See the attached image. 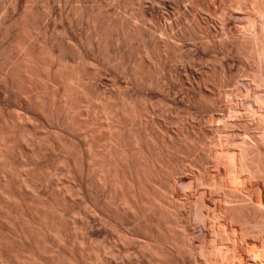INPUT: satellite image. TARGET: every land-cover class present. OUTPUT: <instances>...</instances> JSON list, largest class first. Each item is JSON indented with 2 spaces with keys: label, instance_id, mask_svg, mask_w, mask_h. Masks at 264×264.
Here are the masks:
<instances>
[{
  "label": "rangeland",
  "instance_id": "1",
  "mask_svg": "<svg viewBox=\"0 0 264 264\" xmlns=\"http://www.w3.org/2000/svg\"><path fill=\"white\" fill-rule=\"evenodd\" d=\"M14 1V2H13ZM233 0H209V2H208V0L206 1V0H0V64H2V61H3V64H2V66L0 65V72L1 73H4V75L3 74H1L0 73V84H6V86H4V84H3V86L2 85H0V114L2 115V117L4 118H2L1 117V115H0V119L2 120V122H1V120H0V122L1 123H4L5 124V122H6V124H8L9 126L8 127H11L10 128V131H6V127H7V125H6V127L5 128H3V126H2V128L4 129V130H0L1 131V133H9L6 137L8 138V136L12 133V135H13V138H6L4 135L5 134H2L3 135V137H5V139H7V140H5L4 138H2V135H1V133H0V135H1V137H0V139L2 138L3 139V142H5L6 141V144H8V142L10 143V141H11V144H12V146H16L17 145V148L19 149V152H18V149L17 148H13V150H12V152L11 151H8V152H6V153H8V154H10V155H7L6 154V156L4 155V158L5 159H8L9 157H10V159H9V161H11V162H9L8 161V164H9V166L12 164L13 165V169H12V165L9 167V166H7V168L4 166L3 167V170H5L4 168H6L7 170H9L10 172L12 171V170H14V171H12L11 173L9 172V171H6V172H8V173H6L5 171H3V170H1L0 169V172H1V174L3 173L4 174V176H3V174H2V176L0 175V178H2V179H4L5 181H6V185H4V183L3 182H5V181H3L2 179L0 180V182L3 184H1L0 183V191H1V193H0V213H2V214H0V217H4L3 219H1L0 218V246H1V248H0V262H1V260H2V262H3V264H26V262H28L27 264H39V261H40V264H50V262H51V264H54V262H56V259H55V257L57 258V261L58 262H56V264H64L65 262V264H74V263H77V264H156V262H157V260H159L157 257H154L152 254H151V252H150V254H149V252L146 254V252L147 251H150L149 249L148 250H146V246H145V244L146 243H149L150 241L151 242H155L156 241V244H159L160 245V243H161V245L159 246V245H157V247L159 246L160 248H162L163 247V251H164V254H167V256H169V258L170 257H172V258H174V259H171L170 258V264L171 263H173V264H178L177 263V261L180 263V264H182V263H184V264H204V263H206L207 264V262H208V260H207V262H204V261H206V258H209L210 256L211 257H214V254L212 253L213 251H210V250H213V248L211 247V248H209V250L207 249L208 248V245H210L211 243L210 242H212V244L213 243H215V241H216V239L218 240V242H216V244L215 245H221V246H223L222 245V243H225V241H226V243L224 244L226 247H229L228 248V251L226 250V248H225V246H223L224 248H222L221 246V248L222 249H224L225 250V252H224V260H223V258L220 256V258H222L221 260H223V261H221L220 260V258H219V261L220 262H222V264H224L225 263V260H229L228 262H229V264L231 263H233V264H239V262H240V264L242 263V264H253V261L252 262H250V260L253 258V253L255 252V251H257V249H258V251H259V253L260 252H263L264 250L263 249H260L261 248V245H262V242H264L263 240H264V235L262 236V234L263 233H261L260 234V231H258V233H253V230L255 231V229H253V230H251L250 232L251 233H253V234H256V235H258V236H253L254 237V239H256V240H254V239H251V238H253V237H251V238H248L249 240H247V238L245 237V239L243 238V236H242V241H241V239H239V238H241V236L240 235H243L244 233L241 231V229H242V227L239 225V224H235V223H237L239 220H240V218L238 217V216H240L239 215V213H236V215H237V218H236V220L239 218V220H237L236 222L234 221L235 219V217H236V215L234 214V211H232V212H229L230 214H232V215H230L229 213H227L225 216H227L228 214V218H229V216H232L231 218H229V219H232V220H229V219H227L224 215V217L226 218V220H227V222L228 221H230V222H228V223H231V224H235V226H233V225H229V224H227L226 225V220H225V218L222 220V222L221 221H219L220 222V226L221 227H219L218 225V223H217V226H216V222H218V220L215 218V217H213V207H211V210L210 209H208V208H210V207H208V208H206L207 207V205H205L207 202H213L216 198H218L221 194H220V192L222 193L223 192V190H221V189H219V188H216V187H214V188H212L213 186H212V181H217V182H221V181H219L220 179L222 180L223 178V176H225V175H222L221 173L223 172V174H225V170H226V168H228L229 166H228V163L226 164V162H224L225 164V166L227 165V167H224V165L222 166L221 165V163L219 164V162L217 163V161H215V160H217L219 157H220V155L218 154V153H221L222 152V150H223V148H224V150L226 149H228V151H229V149H230V151H229V153H230V156L231 157H233L234 155H236V158L234 157V159L233 160H235L236 159V163L235 164H237L238 165V163H239V165H240V161H239V159L241 160V158H240V155H242V154H240V153H242L241 151H246V149L245 150H240V149H242V148H240V147H242V145H244V144H246V145H244V147L246 148V147H248L247 145H249V147L247 148V150L248 149H250L251 151H249V152H253V154H250L249 156H251V159L249 160V162L250 163H252V161L255 163V162H257L258 160L259 161H261V163H264V140H261L262 138L264 139V105H262V104H264V84H263V82H264V59L262 58V57H264V56H262V55H264V51L260 54V52H259V48H257V47H259L260 45H259V43L261 42V45H264L263 43H264V38H260L259 37V35L260 36H262V37H264L262 34H264L263 32H264V8H262V3L264 4V0H245V3H244V0H241V3L242 4H244L246 7H248V8H246L244 5L242 6V4H240V0H234L233 2H232ZM239 3H238V2ZM253 1V2H252ZM13 2V3H12ZM231 2H232V4H231ZM248 2V3H247ZM255 2H257L256 4H255ZM207 3H209V4H207ZM234 3V4H233ZM238 3V4H237ZM250 3V4H249ZM251 3H253V4H251ZM11 4H13V5H11ZM229 4H231V5H229ZM233 5H236V6H233ZM237 5H239V6H241V7H239V6H237ZM252 5H254V6H252ZM260 5V6H259ZM207 6V7H206ZM210 6H211V8H210ZM264 6V5H263ZM226 9H225V8ZM254 7V8H253ZM258 7V8H257ZM261 7V8H260ZM27 8V9H26ZM209 8V9H208ZM224 8V9H223ZM242 8H244V9H242ZM253 8V9H252ZM260 8V9H259ZM31 9V10H30ZM33 9V10H32ZM48 9V10H47ZM223 9V10H222ZM248 9V11H246ZM258 9V10H257ZM27 10H30L29 12H27ZM209 10V11H208ZM254 10V11H253ZM260 10V11H259ZM222 11V12H221ZM246 11V12H245ZM27 13V15H26V13ZM31 12V13H30ZM34 12V13H33ZM261 13V14H259V13ZM36 13V14H35ZM48 13V14H47ZM32 14V15H31ZM245 14V15H244ZM254 14V15H253ZM23 17H22V16ZM24 15H26V16H24ZM34 15V16H33ZM36 15V16H35ZM262 15V16H261ZM32 16V17H31ZM41 16V17H40ZM246 16H247V18H246ZM26 17V18H25ZM40 19V20H38V18ZM256 17V18H255ZM260 19H259V18ZM19 18L23 21V19H24V21L22 22L21 20H19ZM36 18V19H35ZM253 18V20H251ZM255 18V19H254ZM262 18H263V20H262ZM17 19V20H16ZM248 19V20H247ZM14 20V21H13ZM29 20H30V22H29ZM31 21H33V22H35V23H33V22H31ZM37 21V22H36ZM250 21L252 22V23H250ZM20 22V23H19ZM23 24H22V23ZM133 22V23H135V24H131V23ZM256 22V23H255ZM262 22V23H261ZM12 23V24H11ZM14 23V24H13ZM24 23H25V25H24ZM30 23V24H29ZM32 23V24H31ZM37 23V24H36ZM223 23H225V24H223ZM249 23V24H248ZM10 24V25H9ZM16 24V25H15ZM18 24V25H17ZM34 24V25H33ZM147 24H149V25H151V26H149V25H147ZM223 24V25H222ZM23 25V26H22ZM27 25V26H26ZM31 25V26H30ZM128 25H130V26H132V27H130V26H128ZM195 25H198V26H195ZM251 25H252V28H251ZM261 25V26H260ZM5 26V27H4ZM7 26H9V27H7ZM10 26H12V27H10ZM37 26H39L38 28H36ZM136 28H135V27ZM192 26V27H191ZM224 28H223V27ZM226 26V27H225ZM248 26H250V27H248ZM259 26V27H258ZM4 27V28H3ZM15 27V28H14ZM17 27H19V29L17 28ZM33 27V28H32ZM127 27H128V29H127ZM159 27L161 28V30L163 31H161L160 29H159ZM254 27V28H253ZM263 27V28H262ZM3 28V29H2ZM6 28H7V30H6ZM13 30H12V29ZM21 28V29H20ZM199 28V29H198ZM251 28V29H250ZM262 28V29H261ZM5 29V30H4ZM10 29V30H9ZM24 29V30H23ZM31 29V30H30ZM38 29V30H37ZM126 29V30H125ZM130 29V30H129ZM166 31H165V30ZM191 29L194 31V32H192L191 31ZM196 29V30H195ZM4 30V31H3ZM9 30V31H8ZM20 30H21V32H20ZM131 30L133 31V32H131ZM251 30V31H250ZM263 30V31H262ZM6 31V32H5ZM27 31H28V33L29 34H27ZM32 31V32H31ZM126 31V32H125ZM129 31H130V33H129ZM165 31V32H164ZM171 33H170V32ZM196 31V32H195ZM203 31V32H202ZM254 31V32H253ZM258 31V32H257ZM8 32V33H7ZM9 32H11V33H9ZM18 32V33H17ZM37 34H36V33ZM160 32V33H159ZM192 32V33H191ZM249 32V33H248ZM259 32H260V34H259ZM262 32V33H261ZM4 33H6L7 35H5ZM17 34V35H15V34ZM24 33H25V35H24ZM35 33V34H34ZM133 33H135V34H133ZM169 33V34H168ZM196 33V34H195ZM199 33V34H198ZM203 33V34H202ZM257 33V34H256ZM3 34V35H2ZM10 34V35H9ZM27 34V35H26ZM39 34V35H38ZM129 34H130V36H129ZM160 34V35H159ZM168 34V35H167ZM192 34V35H191ZM242 34H243V36H242ZM20 35H22L21 37H23L22 39L19 37ZM28 35H30V37L28 36ZM162 35V36H161ZM173 35V36H172ZM194 35V36H193ZM247 35V36H246ZM248 35H249V37H248ZM253 35V36H252ZM8 36V37H7ZM33 36H34V38H33ZM132 36V37H131ZM155 36H156V39H155ZM193 36V37H192ZM196 36V37H195ZM199 36V37H198ZM240 36V37H239ZM255 36V37H254ZM256 36H258L257 38L258 39H262L260 42H259V40H258V42H257V38H256ZM14 37V38H13ZM17 37V38H16ZM19 37V38H18ZM25 37V38H24ZM27 37V38H26ZM28 37H29V39H28ZM32 37V38H31ZM164 38V41L162 40L163 38ZM168 39H167V38ZM172 37V38H171ZM173 37H177L176 38V40H173V39H175V38H173ZM204 37V38H203ZM228 37V38H227ZM244 38V40H243V38ZM248 37V38H247ZM31 38V39H30ZM36 38V39H35ZM43 38V39H42ZM44 38H45V40H44ZM131 38V39H130ZM132 38H133V40H132ZM160 38V39H159ZM191 38H193V42H194V40H195V42H194V46H193V42H192V39ZM195 38V39H194ZM204 40H203V39ZM245 38H246V40H245ZM253 38V39H252ZM12 39H14L13 41H12ZM18 39H19V41H18ZM27 39V40H26ZM158 39V40H157ZM167 39V40H166ZM169 39H170V41H169ZM171 39H172V41H171ZM187 39V40H186ZM230 39V40H229ZM250 39H252L251 40V42H250ZM17 42H16V41ZM31 42H30V41ZM43 40V41H42ZM162 40V41H161ZM166 40V41H165ZM183 40V41H182ZM205 40H207V42L205 41ZM245 41V42H243V41ZM35 41V42H34ZM37 41V42H36ZM47 41V42H46ZM168 41V42H167ZM197 41V42H196ZM200 41V42H199ZM247 41V42H246ZM248 41H249V44H248ZM252 41H255L253 44H254V47H253V44H251L252 43ZM14 42V43H13ZM15 42H16V45H15ZM38 42H40V43H38ZM46 42V43H45ZM167 42V43H166ZM171 42V43H170ZM175 42V43H174ZM178 42H179V44H178ZM190 42H191V44H190ZM204 42V43H203ZM208 42H209V44L211 43V45H209L208 44ZM239 42V43H238ZM258 44H257V43ZM10 43V44H9ZM12 43V44H11ZM18 43H20V44H22V45H26V47L28 48V46H29V50L30 49H32V50H34L39 56H42V57H40V59H41V64H39L40 65V67H38L35 71H37L35 74H39V75H37L36 76V78L37 79H42V80H40V82H39V80L37 81V84L34 86V87H30V93L28 94L27 92H25V91H22V89H23V87H22V89H21V91H19L20 90V88H21V86L20 85H23V83L22 82H20L21 80H23L24 79V76L22 75L23 74V72L25 71L24 69H22V67L23 66H21V68H19L20 66L18 65V64H20L19 63V61H18V63H17V61H16V59H15V62L13 63V61H14V59H13V61H10V60H12V59H10V57H9V55H7V53H4L5 51H8L10 48H12V50H14V49H16L15 47L18 45ZM28 43H30V44H28ZM35 43V44H34ZM36 43H37V45H36ZM42 43V44H41ZM44 43V44H43ZM158 43V44H157ZM160 43V44H159ZM181 43V44H180ZM200 43V44H199ZM207 45H206V44ZM241 43V44H240ZM244 43V44H243ZM245 43H246V45H245ZM14 44V45H13ZM32 44V45H31ZM156 44V45H155ZM168 44H170V45H168ZM177 44V45H176ZM199 46H197V45ZM255 44H257V46H255ZM10 45V46H9ZM31 45V46H30ZM35 45V46H34ZM40 45H42V46H40ZM46 47V49H45V47ZM242 45H243V47H242ZM251 46L250 48H249V46ZM259 45V46H258ZM13 46V47H12ZM38 46V47H37ZM40 46V47H39ZM157 46H158V48H157ZM167 46V47H166ZM171 47V48H169V47ZM175 46H179L178 48L180 49H177V47H175ZM182 46V47H181ZM192 46V47H191ZM206 46V47H205ZM239 46H241V48L239 47ZM245 46V47H244ZM248 46V47H247ZM4 47V48H3ZM5 47H7V48H5ZM36 47V49H34ZM159 47H161V48H159ZM165 49H164V48ZM174 47H175V50H173L174 49ZM202 47V48H201ZM246 47H247V49H246ZM256 47V48H255ZM9 48V49H8ZM42 48H44V49H42ZM49 50H48V49ZM204 48H206L205 50H203ZM207 48H208V50H209V52H208V50H207ZM240 48V49H239ZM242 48H244V51H243V49ZM253 48H255V49H253ZM6 49H8V50H6ZM39 49V50H38ZM157 49V50H156ZM160 49V50H159ZM252 49V50H251ZM256 49H258V50H256ZM4 50V51H3ZM11 50V51H12ZM42 50V51H41ZM47 50V51H46ZM53 52H52V51ZM164 50V51H163ZM174 52H173V51ZM178 50V51H177ZM191 50V51H190ZM203 50V51H202ZM246 50V51H245ZM248 50H251V52L252 51H255V52H257L256 54H254L255 52H252L253 53V55L255 56V59H253L254 57L252 56V53L251 52H249ZM1 51H3V52H1ZM48 51H50V52H48ZM56 51V52H55ZM58 51V52H57ZM60 51V52H59ZM182 51V52H181ZM186 51H187V53H186ZM213 51H215V52H213ZM247 51H248V54H250V55H248L247 54ZM9 52V51H8ZM146 52V53H145ZM46 53V54H45ZM62 53V54H61ZM145 53V54H144ZM173 53V54H172ZM181 53V54H180ZM189 53V54H188ZM242 53H243V55H242ZM49 54H51V55H49ZM52 54H53V56H55V57H57V58H61V59H59L60 61L61 60H64V61H61L62 63H63V66L66 64V62H67V64H66V67L67 68H65L66 70H70L69 68H71V71H72V69L73 70H75L74 68H76V69H78V70H81L82 69V74L84 75V77H85V79H84V81L86 82V80L88 79V78H90V79H88V81H87V83H85L84 82V85H85V88H86V91H88V93L89 94H87L88 95V97L91 95V97L90 98H88L89 100H87V99H84L83 98V100H85V103H86V105H84L85 103H83V105H82V103H76V101L77 100H79L78 98L77 99H75L74 98V107L76 108H74V110L75 111H70L68 108V110L71 112V116L72 117H75V118H70V117H68L67 116V114L69 113H66L67 111H66V108H65V111H64V109L63 108H60V105H61V103H62V101H60V99L62 98V96L59 98V97H57L56 98V100H55V97H54V94H49L50 93V90H48L49 88H47L46 86H44L43 84H45V81H46V76H45V74H47V71H44L43 72V70H46L45 69V67H48L46 64H47V62H46V60L48 59H50L49 57H51L52 56ZM60 54V55H59ZM147 54V55H146ZM172 54V55H171ZM181 56H180V55ZM248 56H247V55ZM258 54V55H257ZM3 55V56H2ZM45 55V56H44ZM57 55V56H56ZM186 55V56H185ZM207 55V56H206ZM247 56V57H245V56ZM258 57H257V56ZM261 55V56H260ZM8 58H7V57ZM43 56H44V59H43ZM58 56H62V57H58ZM148 56V57H147ZM178 56V57H177ZM190 56V57H189ZM194 58H193V57ZM215 56V57H214ZM216 56H218V60H217V57ZM6 57V58H5ZM79 57H80V59H79ZM83 57V58H82ZM150 57V58H149ZM171 57V58H170ZM182 57V58H181ZM189 57V58H188ZM211 57V58H210ZM250 57V58H249ZM252 57V58H251ZM4 58V59H3ZM12 58V57H11ZM17 58V57H16ZM47 58V59H46ZM146 58V59H145ZM175 58V59H174ZM179 58V59H178ZM183 58L185 59V60H183ZM192 60H191V59ZM201 58H203V59H201ZM258 58V59H257ZM262 58V59H261ZM7 59H9V61H7ZM19 59V58H18ZM143 59V60H142ZM150 61H149V60ZM177 59V60H176ZM181 59V60H180ZM190 59V60H189ZM198 59V60H197ZM210 59V60H209ZM43 60V61H42ZM81 60V61H80ZM152 60V61H151ZM173 60V61H172ZM178 60H180V62L178 61ZM193 60H195V61H193ZM204 60V61H203ZM205 60L207 61V62H205ZM212 60V61H211ZM214 60H216V61H214ZM219 60H221V61H219ZM252 60H254V61H252ZM83 61H85L86 62V65H85V62H83ZM148 61V62H147ZM154 61V62H153ZM171 61L173 62V63H171ZM183 61V62H182ZM187 61V62H186ZM191 61V62H190ZM198 61V62H197ZM256 62L254 65L252 64V62ZM258 61V62H257ZM8 62H11L10 64H12V65H10ZM46 62V63H45ZM153 62V63H152ZM197 62V63H196ZM201 62V63H200ZM202 62H204V63H202ZM221 62V63H220ZM5 63V64H4ZM81 63V64H80ZM84 63V64H83ZM155 63H157V64H155ZM169 63H170V65H169ZM177 63H179V64H177ZM191 63V64H190ZM193 63H195V64H193ZM209 63V64H208ZM261 63V64H260ZM15 64V65H14ZM44 64V65H43ZM80 64V65H79ZM150 64V67L148 66ZM187 64V65H186ZM190 66H189V65ZM197 64H198V67H197ZM206 64V65H205ZM212 64H214V65H212ZM221 64H224V66L223 65H221ZM11 66V67H9V68H7L8 66ZM17 65H18V67H17ZM69 65H71V66H69ZM72 65H74L73 66V68H72ZM153 65V66H152ZM156 65H158V67L156 66ZM171 65H173V66H171ZM176 65V66H175ZM178 65V66H177ZM181 65H182V67H181ZM201 65V66H200ZM204 65V66H203ZM217 65V66H216ZM219 65L221 66V68H222V70H221V68L219 67ZM263 65V66H262ZM4 66H5V69H4ZM16 66V67H15ZM44 66V67H43ZM79 66H80V69H79ZM88 66H89V68H88ZM188 66V67H187ZM192 66V67H191ZM206 66V67H205ZM210 67V68H208V67ZM213 66V67H212ZM255 66H257V68L255 67ZM262 66V67H261ZM17 68L18 70H19V72H17L18 70L17 69H15V68ZM81 67H83V68H81ZM85 67H87V69L85 68ZM160 67V68H159ZM174 67V68H173ZM176 67V68H175ZM180 67V68H179ZM185 67V68H184ZM201 67V68H200ZM229 67V68H228ZM261 67V68H260ZM12 68H14L13 70L15 71V73H14V78H13V81H12V78L11 77H13V76H11V77H9V72H13V71H11L12 70ZM179 68V69H178ZM83 69H85L87 72H85V70H83ZM154 69V70H153ZM160 69V70H159ZM172 69H175L174 71L172 70ZM201 69V70H200ZM219 69V70H218ZM255 69V70H254ZM260 69V70H259ZM41 70V71H40ZM89 70V71H88ZM97 72H96V71ZM169 70H171V71H169ZM207 70H208V72H207ZM212 70H214V71H212ZM231 70V71H230ZM259 70V71H258ZM40 71V72H39ZM84 71V72H83ZM153 71H155V72H153ZM157 71V72H156ZM162 71V73L160 74V72ZM176 71V72H175ZM179 71V72H178ZM204 71V72H203ZM212 71V72H211ZM233 71V72H232ZM257 71V72H256ZM262 71V72H261ZM7 72H8V74H7ZM88 72H89V74H88ZM95 72V73H94ZM187 72V73H186ZM200 74H198V73ZM207 72V73H206ZM216 72H217V74H216ZM223 72V73H222ZM6 73V74H5ZM20 74V75H18V77H16V75L17 74ZM84 73H87V74H84ZM90 73H91V75H90ZM93 73V74H92ZM97 73V74H96ZM156 73V74H155ZM183 73V74H182ZM186 73V74H185ZM202 73L204 74V75H202ZM209 73V74H208ZM219 73V74H218ZM222 73V74H221ZM235 73V74H234ZM239 73H241V74H239ZM254 74V73H257V74H252L253 75V77H252V75H250V74ZM260 73V74H259ZM44 74V76H42ZM100 74V75H99ZM158 74V75H157ZM172 74V75H171ZM177 74V75H176ZM208 74V75H207ZM236 74H237V76H236ZM247 74V75H246ZM7 75V76H6ZM10 75H13L12 73H10ZM99 75V76H98ZM175 75V76H174ZM187 75V76H186ZM219 75V76H218ZM226 75V76H225ZM233 75V76H232ZM239 75V76H238ZM248 75H250L249 77H248ZM23 76V77H22ZM87 76V77H86ZM89 76V77H88ZM93 76H98V77H93ZM175 78H174V77ZM182 78H181V77ZM186 76V77H185ZM214 76V77H213ZM225 76V77H224ZM229 78H228V77ZM257 76V77H256ZM2 77V78H1ZM3 77H5V78H3ZM21 77V78H20ZM92 77L93 78H95L94 80L92 79ZM189 77V78H188ZM220 77V78H219ZM223 78V80H221L222 78ZM237 77H238V79H240L241 77V79H240V81L238 80L237 81ZM254 77H256V78H254ZM262 77V78H261ZM9 78V79H8ZM20 78V79H19ZM23 78V79H22ZM43 78H45V79H43ZM87 78V79H86ZM204 78V79H203ZM207 78V79H206ZM210 78V80H208ZM252 78V79H251ZM259 78H261V80L259 79ZM2 79H3V83H2ZM4 79H6V80H4ZM183 79V80H182ZM186 79V80H185ZM200 79H201V81H200ZM208 80V81H210V82H208V81H206V80ZM212 79V80H211ZM229 79V80H228ZM243 79H245V80H243ZM258 81H257V80ZM8 80V81H7ZM16 80V81H15ZM19 80V81H18ZM92 80V81H91ZM179 80V81H178ZM182 80V81H181ZM202 80H203V82H202ZM218 80V81H217ZM220 80V81H219ZM228 80V81H227ZM251 80V81H250ZM255 81V82H253V81ZM6 83H5V82ZM13 83H12V82ZM18 81V82H17ZM189 81V82H188ZM200 82V83H198V82ZM227 81V82H226ZM231 81H232V84H231ZM234 81V82H233ZM262 81V82H261ZM15 82H17V83H15ZM20 82V85H18V83ZM39 82V83H38ZM42 82V83H41ZM60 82V81H59ZM91 82V83H90ZM211 83V85H213V87H211V85L209 84L208 85V83ZM214 82H216V83H214ZM218 82V83H217ZM220 82V83H219ZM223 82V83H222ZM236 82H237V84H236ZM258 82H261V83H259L258 84ZM8 83V84H7ZM9 83H10V85H9ZM22 83V84H21ZM61 83V82H60ZM59 83V84H60ZM96 83V84H95ZM180 83V84H179ZM215 85H214V84ZM223 85H222V84ZM225 83V84H224ZM229 83V84H228ZM242 83V84H241ZM248 83V84H247ZM58 84V86L61 88H59L58 89V91H59V93L62 95L63 93H64V87L66 88L67 86V84L65 83V85L63 86V84H64V82L62 83V84H60L59 85ZM220 84V85H219ZM233 84H235V86L233 85ZM250 84V85H249ZM256 84V85H255ZM262 85L261 87L259 86V89H258V85ZM9 85V86H8ZM15 87H13V86ZM19 87V89H17L18 87ZM86 85H87V87H86ZM91 85V87H89ZM182 86V88H181V86ZM226 85V86H225ZM228 85V86H227ZM237 85V86H236ZM240 85V86H239ZM38 86V87H37ZM42 86V87H41ZM196 86V87H195ZM215 86V87H214ZM220 86V87H219ZM223 86V87H222ZM239 86V87H238ZM242 86V87H241ZM9 87V88H8ZM37 87V88H36ZM96 87V88H95ZM193 87V88H192ZM198 87V88H197ZM207 87V88H206ZM226 87H228V88H226ZM256 89H255V88ZM35 88H36V91H35ZM42 89L43 88V91L42 90H40V89ZM63 88V89H62ZM87 88H88V90H87ZM95 88V89H94ZM185 90H184V89ZM186 88H187V91H186ZM202 88V89H201ZM211 88H213L212 90H211ZM251 88V89H250ZM14 89L15 90H17V91H15L14 92ZM92 89V90H91ZM94 89V90H93ZM183 89V90H182ZM217 89H218V91H217ZM222 89H224V90H222ZM249 89V90H248ZM7 90V91H6ZM13 90V91H12ZM208 90V91H207ZM244 90V91H243ZM258 90V91H257ZM12 91V92H11ZM36 93H35V92ZM42 91V92H41ZM44 91H46V93L48 94V96L47 97H49V98H47L46 97V95L47 94H45V92ZM62 93H61V92ZM91 91V92H90ZM97 91V92H96ZM227 91H229V92H227ZM248 91V92H247ZM261 91V92H260ZM21 92H22V95H23V97L20 95L21 94ZM24 92L26 93L25 95H26V97H27V99H26V97L24 96ZM31 92H33V94L31 95ZM40 92V93H39ZM205 92V93H204ZM223 92V93H222ZM245 92V93H244ZM19 93V94H18ZM97 93V94H96ZM185 93V94H184ZM196 93V94H195ZM204 93V94H203ZM215 94V96H214V94ZM222 93V94H221ZM225 93V94H224ZM237 93H240V94H237ZM243 93V94H242ZM248 93H249V95H248ZM251 93V94H250ZM263 93V94H262ZM16 94V95H15ZM38 94L40 95V97L38 96ZM43 94V95H42ZM59 94V95H60ZM93 94V95H92ZM189 94V95H188ZM212 94V95H211ZM232 94H234V95H232ZM236 94V95H235ZM257 94V95H256ZM28 95V96H27ZM31 95V96H30ZM185 95H187V96H185ZM210 95V96H209ZM219 95V96H218ZM225 96V97H223V96ZM229 95L231 96H234V98L232 97V98H230L229 97ZM239 97H238V96ZM251 95V96H250ZM260 97H259V96ZM30 96V97H29ZM52 96V98H50ZM189 96V97H188ZM214 96V97H213ZM217 96V97H216ZM241 96H243V97H241ZM248 98H247V97ZM17 97H19V98H17ZM28 97H29V104H28V102H25V101H27L28 100ZM44 97V98H43ZM53 97H54V99H53ZM94 97H95V100H92V99H94ZM99 97V98H98ZM220 97V98H219ZM237 97V98H236ZM251 97V98H250ZM257 97V98H256ZM263 97V98H262ZM23 99V100H21V99ZM25 98V99H24ZM58 98H59V100H58ZM98 98V99H97ZM187 98V99H186ZM204 98V99H203ZM209 98V99H208ZM214 98H216V99H214ZM244 98H247V99H245L244 100ZM260 98V99H259ZM31 99V100H30ZM43 100V101H41V100ZM50 99V100H49ZM91 99V100H90ZM109 99V100H108ZM123 99H125V100H123ZM227 99V100H226ZM235 99V100H234ZM242 99V100H241ZM255 99H259V100H262L260 103H261V106H262V108H261V106L257 103V102H259V100L257 101V100H255ZM38 100V101H37ZM48 100V102H46ZM53 100H55V102L53 101ZM58 100V101H57ZM87 100V101H86ZM100 102H99V101ZM105 100H107V101H105ZM112 100V101H111ZM121 100V101H120ZM122 100L124 101V102H122ZM209 100V101H208ZM216 100V101H215ZM222 100H223V103H222ZM240 100V101H239ZM248 102H247V101ZM251 100H252V102H251ZM255 100V101H254ZM34 101V102H33ZM37 101V102H36ZM51 101V102H50ZM82 101V100H81ZM102 101H104V102H102ZM108 101H109V103H111L110 104V107H109V103H108ZM127 101V102H126ZM230 101V102H229ZM25 102V103H24ZM30 102L31 103H34V106H32L33 104H30ZM52 102H54V103H52ZM58 102H59V106H58ZM61 102V103H60ZM91 102V103H90ZM96 102H98V103H96ZM107 102V103H106ZM126 102V103H125ZM133 102V103H132ZM210 102V103H209ZM214 102H215V104H214ZM238 102V103H237ZM35 103H38V105L36 104L35 105ZM39 103H41V104H44L45 103V105H46V107H45V109L46 110H42V108H41V104H40V106H39ZM49 103H51L52 104V107L51 106H48V105H50ZM76 103V104H75ZM93 103V104H92ZM99 103H100V105H99ZM103 103V104H102ZM114 103V104H113ZM122 103H124L123 105H121ZM127 103H129V104H127ZM207 103V104H206ZM208 103H209V105H208ZM232 103H234V104H232ZM254 103H256V104H254ZM28 104V105H27ZM53 104H55L54 106H53ZM63 104V103H62ZM91 106H90V105ZM98 104V105H97ZM102 104V105H101ZM105 104H106V106L108 107H106L105 106ZM108 104V105H107ZM119 105V106H117V105ZM219 106H218V105ZM222 104V105H221ZM236 104V105H235ZM240 104V105H239ZM44 105V106H45ZM64 105V104H63ZM77 105V106H76ZM79 105H80V107H79ZM88 105V106H87ZM135 105H136V107H135ZM143 105H144V107H143ZM232 105H235V106H232ZM248 105H249V107H248ZM251 105V106H250ZM255 105V106H254ZM258 105H259V107H258ZM36 106V107H35ZM40 108H39V107ZM62 106V105H61ZM87 108H86V107ZM92 106H93V108H96V109H93L92 108ZM97 106V107H96ZM103 106H105L104 107V109L102 108ZM125 106L126 107H128V110H126V108H125ZM132 106H134V107H132L133 109H131V107ZM139 106V107H138ZM216 107V108H214V107ZM226 106V107H225ZM233 107V109H232V107ZM238 106V107H237ZM246 106V107H245ZM256 106H257V108H256ZM48 107H49V110H48ZM51 107V108H50ZM54 107V108H53ZM58 107V108H57ZM63 107V106H62ZM83 107V108H82ZM100 107L102 108V109H100ZM119 107H120V109H119ZM219 107V108H218ZM231 107V109H229ZM242 107V108H241ZM36 108H38V109H36ZM54 110H56V111H54ZM98 108V109H97ZM110 108H111V110L113 109V111L117 108L118 109V111H120V113L119 112H117L116 110L112 113L113 115H116V114H118V116L116 117V118H120V121H118V119H116V121H117V123H116V125L118 126V128L119 129H121V131H122V127H123V131H122V133H125L124 135H125V138H127V141H126V145L127 144H130L129 146H128V148H130V149H134V147L136 146V144H135V140H134V138H135V136L133 135V133L134 134H136V132L137 133H139V135L141 134V136L140 137H142V138H144V140L143 139H141V140H143V144L141 143V146L142 147H144L143 149H144V151H146L145 149H147L148 150V152H150L151 154L152 153H154V152H152L153 151V149L155 150L156 149V147H153V146H155V144H156V146H161L160 145V143L161 142H163L164 140H163V138L164 139H166L164 142H166V143H168L169 144V142H171V143H173L174 145H176V149L178 148H180L179 150L177 149V151H176V149L174 150V152H173V154H175V156L174 155H172V158H171V160H173V162H177V163H175V164H179L178 162H180V164L178 165V166H180L181 164H183L184 165V167H183V170H182V167L180 166L179 167V169H180V171L178 172L177 171V173H179L178 174V176H177V178L178 177H180L179 178V180H183V181H186L185 183H184V185L183 184H180L179 185V190H180V192H181V194H180V198H181V200L179 201V202H182V203H184L183 205H184V207H182L183 205H180V203H179V206H181L182 208H183V210L181 209V213H180V216H176L175 215V213H174V208L176 207V205H178V204H175L174 205V207H172V210H173V212H172V210H170L169 209V211H168V213H165V212H163L164 214H168V217L165 215H161L160 216V214L159 215H157L158 213H160V212H158V211H156L155 213H154V215H153V213L151 214H149L150 216H149V219L150 220H154L153 221V223L151 222V223H149L148 222V214H146V216H144V217H140L141 215H139V214H137L136 213V215H133L132 213H134L135 214V212H132V209L128 212V209H127V207L125 206V205H123V207L125 208H123L122 207V205L120 204V202H122L121 200H120V198H118L119 196H118V194H117V191H116V194H117V196L115 197H113V195L115 194H113L112 195V192H115V191H113L114 189L113 188H111L112 186L111 185H107V186H105V184H100L99 183V177H98V175L96 176V174H98V172H94V171H96V170H93V172H92V170L90 171V172H86V171H84L83 170V168H82V166L84 165H86V164H88V158H87V160H86V155L83 153V154H81L80 152L82 151V148H83V144H85V142H89V138H91V136L93 135V134H95V136L97 135V133H98V135H100V132L102 131V137H103V135H106V133L104 132L105 130H108V127H107V124H109L108 122L109 121H107L108 120V118L105 116H103L102 117V113H104V112H107L108 113V111L110 112ZM122 108V109H121ZM125 108V109H124ZM144 108H147V110L146 109H144ZM214 108V109H213ZM235 108V109H234ZM240 108V109H239ZM52 109V110H51ZM59 109H62L63 111H61V110H59ZM86 110L87 109V111H84V110ZM135 109V110H134ZM138 109V110H137ZM144 109V110H143ZM151 109V110H150ZM219 109V110H218ZM242 109V110H241ZM249 109V110H248ZM251 109V110H250ZM255 109V110H254ZM47 110H48V112H47ZM59 110V111H58ZM78 110V111H77ZM89 110V111H88ZM98 110H103V111H98ZM105 110H107V111H105ZM124 110V111H123ZM132 110V111H131ZM150 110V111H149ZM216 110V111H215ZM226 110V111H225ZM249 111V113L248 112H246V111ZM260 110V111H259ZM263 112H262V111ZM44 111V112H43ZM46 111V112H45ZM61 111V112H60ZM82 112V114H80L81 112ZM90 111H92V112H90ZM97 111V112H96ZM133 111H134V113H133ZM138 111H139V114H138ZM142 111H144V112H142ZM229 111V112H228ZM241 111V112H240ZM245 111V112H244ZM257 111V112H256ZM49 112H52L53 114H54V116H55V120L53 121L51 118H49L47 115H48V113ZM59 112V113H58ZM64 112V113H63ZM76 112V113H75ZM87 112V113H86ZM100 112V113H99ZM102 112V113H101ZM124 112H126V113H124ZM128 112H131V114L129 115V113ZM149 112H150V114H149ZM44 113H47V114H44ZM60 113H62L61 114V116H60ZM72 113L74 114V116L72 115ZM86 113V114H85ZM89 113V114H88ZM91 113V114H90ZM95 113H98V114H95ZM144 113H146V114H144ZM235 113V114H234ZM250 113H253V114H257L256 116L255 115H253L252 114V116L250 117ZM19 114V115H18ZM64 114V115H63ZM66 114V115H65ZM88 114V115H87ZM94 114H95V116H97V117H95V118H93L94 117ZM128 115V117L126 116V115ZM133 114H135L136 116H133ZM138 114V115H137ZM153 114V115H152ZM240 116H239V115ZM16 115H18V116H16ZM22 115V116H21ZM25 115H26V117H25ZM78 115V116H77ZM82 115V116H81ZM85 115H86V117H85ZM91 115V116H90ZM121 117H123V115H124V117L123 118H125V117H127V118H125V119H123V118H121ZM142 115V116H141ZM147 117H146V116ZM157 117H156V116ZM225 115H226V117H225ZM229 115L231 116V117H229ZM241 115H242V118L243 119H245V122H244V120H242V118H241ZM262 115V116H261ZM47 116V117H46ZM58 116V117H57ZM77 116V117H76ZM84 116V117H83ZM87 116H89V118L87 117ZM131 116V117H130ZM133 116V117H132ZM145 116V117H144ZM219 116V117H218ZM237 116V117H236ZM249 116V117H248ZM16 117V118H15ZM61 117V118H60ZM67 117V118H66ZM100 117V118H99ZM150 117V118H149ZM161 119H160V118ZM162 117H164V118H162ZM168 118V120H170V121H168L167 120V118ZM215 117V119H213ZM217 117V118H216ZM224 117H225V119H224ZM17 119V120H15V119ZM56 118H58L57 120H56ZM65 118V119H64ZM78 118V120H76ZM79 118H80V120H79ZM84 118V119H83ZM90 119L89 121L87 120V119ZM105 118V119H104ZM107 118V119H106ZM131 118V119H130ZM133 118L135 119V120H133ZM138 118V119H137ZM142 118V119H141ZM145 118H146V120H145ZM150 119V121H149V119ZM220 118H221V120H220ZM247 118V119H246ZM249 118V119H248ZM254 118V119H253ZM262 118V119H261ZM7 119H8V121H7ZM10 119V120H9ZM24 119H26V120H24ZM29 119V120H28ZM64 119V122L62 121ZM70 121H68V120ZM94 121H96L95 119H97V122H95V125H94V122H93V120ZM98 119H99V121H98ZM101 119V120H100ZM122 119V120H121ZM128 119V121H125V120H127ZM140 119H141V121H140ZM147 119H148V121L149 122H147ZM151 119H154V121L153 120H151ZM159 121H158V120ZM165 119V120H164ZM223 119V120H222ZM4 120V121H3ZM6 120V121H5ZM22 120V121H21ZM60 120V121H59ZM65 120H67V121H65ZM72 120V121H71ZM75 120V121H74ZM82 120H85L86 122H84V121H82ZM92 120V121H91ZM104 122H103V121ZM131 120V121H130ZM137 120V121H136ZM144 120V122H142ZM211 120H213V121H211ZM261 121V123L259 122V121ZM262 120H263V122H262ZM12 123H11V122ZM17 121V122H16ZM29 121V122H28ZM33 123H32V122ZM52 121V122H51ZM59 122V124H58V122ZM93 122V127L94 128H92V123L91 122ZM107 121V122H106ZM130 121V122H129ZM139 121V122H138ZM145 121H146V123H145ZM166 121H168V122H166ZM214 121H215V123H214ZM217 121V122H216ZM218 121H219V123H221L222 124V126H221V124H219L218 123ZM225 121H226V123H225ZM237 123H236V122ZM249 121H251V122H249ZM8 122V123H7ZM15 122V123H14ZM21 122V123H20ZM27 122V123H26ZM31 122V123H30ZM71 122L73 123V124H71ZM75 122V123H74ZM81 122V123H80ZM91 124H90V123ZM99 122V123H98ZM106 122V123H105ZM133 124H132V123ZM141 122V123H140ZM164 122V123H163ZM230 122V123H229ZM233 122V123H232ZM1 123H0V125H1ZM9 123H11V126H10V124ZM19 123H20V126H19ZM57 123V124H56ZM67 123V124H66ZM70 123V124H69ZM84 123H86V125H84ZM101 123V124H100ZM103 123V124H102ZM104 123H105V125H104ZM119 123L122 125V127H121V125L119 126ZM123 123V124H122ZM125 123V124H124ZM137 123V124H136ZM148 123V124H147ZM152 123V124H151ZM159 123V124H158ZM253 123V124H252ZM255 123V124H254ZM15 124V125H14ZM18 124V125H17ZM28 126H26V125ZM31 124H33L32 126L33 127H31ZM78 124V125H77ZM83 124V125H82ZM88 124H90L91 125V127H88L89 125ZM129 124V126H127ZM151 124V125H150ZM155 124V125H154ZM172 124V125H171ZM201 124V125H200ZM225 126H227V127H225ZM234 124V125H233ZM239 124V125H238ZM241 124H242V126H241ZM247 124H249V125H247ZM254 125V126H252V125ZM259 124V125H258ZM3 125V124H2ZM14 125V126H13ZM67 125V126H66ZM71 127H70V126ZM97 125H99V126H97ZM126 125V126H125ZM131 125H132V127H131ZM140 125V126H139ZM142 125V126H141ZM154 125V126H153ZM171 125V126H170ZM188 125V126H187ZM189 125H193L192 127H193V129H192V127L191 126H189ZM230 125V126H229ZM235 125H237V126H235ZM248 126V129H247V127L246 126ZM35 126H38V127H35ZM80 128H79V127ZM106 126V127H105ZM150 126H152V127H150ZM163 126V127H162ZM187 126V127H186ZM198 126H199V128H198ZM258 126V127H257ZM7 127V130L9 129ZM70 127V128H69ZM85 127V128H84ZM86 127H88V128H86ZM104 127V128H103ZM124 127H126V128H124ZM142 128V130L144 131V129L146 128L147 129V131L144 133L143 131H141V129L140 128ZM155 127V128H154ZM160 128V129H158V128ZM162 127V128H161ZM168 127V128H167ZM181 127V128H180ZM186 127V128H185ZM191 127V128H190ZM206 127V128H205ZM217 127V128H216ZM232 127V128H231ZM239 127V128H238ZM241 127V128H240ZM255 127V128H254ZM17 128V129H16ZM20 128H21V130L23 131V129H24V132L22 133L21 131H20ZM31 128H32V130H31ZM71 128H73V129H71ZM97 128V129H96ZM98 128L100 129V128H102L101 130H98ZM106 128V129H105ZM130 128H131V130H130ZM141 131H138V129ZM153 128V129H152ZM157 128V129H156ZM190 128V129H189ZM200 128H201V130H200ZM209 130H208V129ZM211 128V129H210ZM213 128V129H212ZM225 128V129H224ZM250 128V129H249ZM258 128V129H257ZM29 129V130H28ZM34 129V130H33ZM78 129V130H77ZM85 129V130H84ZM87 129V130H86ZM93 129V130H92ZM94 129H95V131H94ZM134 129H136V130H134ZM148 129H150V130H148ZM152 129V130H151ZM164 129V130H163ZM173 131H172V130ZM185 129V130H184ZM198 129V130H197ZM256 129V130H255ZM260 129V130H259ZM96 130H97V132H96ZM126 130V131H125ZM134 130V131H133ZM154 130H156L155 132H154ZM159 130V131H158ZM197 131V132H195V131ZM204 130V131H203ZM211 130V131H210ZM217 130V131H216ZM220 130V131H219ZM4 131V132H3ZM17 131V132H16ZM19 131V132H18ZM27 131L29 132V134H25V133H27ZM34 131V132H33ZM37 133H36V132ZM83 132V134H82V132ZM87 131V133H84V132H86ZM90 131H92V132H90ZM125 131V132H124ZM129 131V132H128ZM131 131V132H130ZM166 131H167V133H166ZM171 131H172V133H171ZM174 131H175V133H174ZM199 131V132H198ZM216 133H215V132ZM245 131H247V133L245 132ZM250 131V132H249ZM260 131V132H259ZM21 132V133H20ZM32 132V133H31ZM79 132V133H78ZM93 132H95V133H93ZM164 132L166 133V135L164 134ZM169 132V133H168ZM180 132H182L181 134H180ZM187 132V133H186ZM193 132L195 133V134H193ZM218 132V133H217ZM225 132V133H224ZM229 132V133H228ZM16 133V134H15ZM103 133H105V134H103ZM157 133V134H156ZM161 133V134H160ZM205 133V134H204ZM210 133H212V134H210ZM235 133H236V135H235ZM23 134H24V136H23ZM41 134V135H40ZM86 134H88L87 136H86ZM90 134V135H89ZM148 136H147V135ZM165 135V136H162V135ZM174 134V135H173ZM176 134H178V135H176ZM202 134H204V135H202ZM206 134H208V136L206 135ZM244 134H246L247 135V137H248V140H247V137L244 135ZM261 134V135H260ZM22 136V138H21V136ZM27 135H29V136H27ZM30 135L32 136V137H30ZM38 135V136H37ZM44 135V136H43ZM46 135V136H45ZM84 135V136H83ZM149 135H150V137L152 138V139H150L149 138ZM158 135V136H157ZM181 136V138H180V136ZM184 135V136H183ZM189 135V137H187ZM191 135V136H190ZM193 135V136H192ZM202 137H201V136ZM217 137H216V136ZM235 135V136H234ZM258 137H257V136ZM20 138H19V137ZM25 136H26V138H25ZM42 136V137H41ZM134 136V137H133ZM146 136L148 137L147 139H145L146 138ZM168 136H169V138H168ZM172 137V139L173 140H171V137ZM205 136V137H204ZM250 136V137H249ZM253 136V137H252ZM256 136V137H255ZM16 137V138H15ZM29 137V138H28ZM45 137V141L43 140L42 141V139H40V138H44ZM85 137H87V140H85L86 138ZM93 137H94V135H93ZM131 137H132V139H131ZM155 139H154V138ZM158 139H160L161 140V137H162V140L160 141V140H158ZM187 137L188 139L189 138H193V140L191 141L190 140V143L191 142H197V143H195L194 145L195 146H193V144L191 143V145L193 146L192 148L194 149L193 151H192V149L191 148H186L185 147V145L183 146V144H184V140H186L185 138ZM195 137V138H194ZM243 137V138H242ZM262 137V138H261ZM28 138V139H27ZM31 138V140H32V142L29 140ZM35 138V139H34ZM37 138V139H36ZM39 138V139H38ZM130 138V139H129ZM184 138V139H183ZM202 138H204L203 139V141H202ZM215 138H218V139H215ZM228 139V141H227V139ZM253 140H252V139ZM1 139V140H2ZM15 139V140H14ZM25 139V140H24ZM29 140V141H27V140ZM156 139H157V141H156ZM168 139H170V140H168ZM209 139V140H208ZM213 139L214 140H216L214 143L212 142L213 141ZM226 139V140H225ZM257 139V140H256ZM1 140H0V143H1ZM5 140V141H4ZM14 140V141H13ZM17 140H20V141H17ZM24 140V141H23ZM36 140H37V142H36ZM47 140V141H46ZM59 140V141H58ZM82 140V141H81ZM84 140V141H83ZM152 140V141H151ZM175 140V141H174ZM177 140V141H176ZM182 140H183V142H182ZM208 142H207V141ZM212 140V141H211ZM222 140V141H221ZM231 140V141H230ZM234 140V141H233ZM245 140V141H244ZM247 140V141H246ZM252 140V141H251ZM259 140H260V145L258 144V142H259ZM13 141V142H12ZM17 141V142H16ZM25 141H26V143H25ZM33 141H35L34 143H33ZM39 141H40V143H39ZM45 142V144H49V145H44V143H42V142ZM54 141V142H53ZM134 143H133V142ZM149 142L148 144H147V142ZM160 141V142H159ZM178 141H181V142H178ZM204 141H206V143H204ZM211 141V142H210ZM254 141V142H253ZM15 142H16V144H15ZM22 142V143H21ZM29 142H31V143H29ZM48 142V143H47ZM52 142H53V144H52ZM58 142H61L62 143V145H64L65 147H67L68 149H69V151H67V149L66 148H62V147H64V146H62L60 143H59V145H58ZM65 142V143H64ZM81 142H84V143H81ZM130 142H132V143H130ZM142 142V141H141ZM145 142V143H144ZM154 144H152V143ZM159 142V143H158ZM203 142V143H202ZM225 142V143H224ZM227 142V143H226ZM232 142V143H231ZM234 142V143H233ZM243 142V143H242ZM245 142H247V143H245ZM256 142V143H255ZM42 143V144H41ZM56 143V144H55ZM64 143V144H63ZM67 143V144H66ZM71 143H73V144H71ZM158 143V144H157ZM224 143V144H223ZM10 144V145H11ZM28 144V145H27ZM36 144H38V145H36ZM69 144H71V145H69ZM81 144V145H80ZM132 144V145H131ZM150 144V145H149ZM162 144V143H161ZM213 144V145H212ZM214 144H216V146L219 144L221 147H216V146H214ZM226 144V145H225ZM240 144H242L240 147L238 146V145H240ZM263 145V147H261L260 148V146H262ZM23 145V146H22ZM28 147H26V146ZM29 145H33L34 147H32V146H30L29 147ZM43 145V146H42ZM67 145V146H66ZM76 145H78L77 147H76ZM146 145H148V147L146 146ZM178 145H179V147H178ZM198 145H199V147H198ZM208 145V146H207ZM218 145V146H219ZM225 145V146H224ZM230 145V146H229ZM236 145V146H235ZM255 147H254V146ZM22 146V147H21ZM51 146V147H50ZM73 146H75L74 147V149H73ZM202 146V147H201ZM211 146V147H210ZM39 147V148H38ZM48 147H50V148H48ZM58 149H57V148ZM61 147V148H60ZM72 147V148H71ZM81 147V148H80ZM133 147V148H132ZM150 147H151V149H150ZM153 147V148H152ZM195 147V148H194ZM196 147H198V148H196ZM205 147H206V149H205ZM212 147H213V149H212ZM228 147H230V148H228ZM236 147H239V148H236ZM258 147V148H257ZM20 148H21V150H20ZM24 148V149H23ZM30 148V149H29ZM36 148V149H35ZM43 148H45L44 150H43ZM80 148V149H79ZM208 148V149H207ZM210 148V149H209ZM235 148V149H234ZM252 148V149H251ZM254 148H255V150H254ZM32 149V150H31ZM52 149H53V151H52ZM64 149V150H63ZM74 150V152H73V150ZM77 149V150H76ZM183 149H185V151L183 150ZM189 149H190V152H192L191 154H189L190 152H189ZM203 149V150H202ZM215 149V150H214ZM239 149V150H238ZM244 149V148H243ZM260 149V150H259ZM15 150H17V151H15ZM31 152H29V151ZM35 150V151H34ZM38 150V151H37ZM41 150V151H40ZM66 150V151H65ZM71 150V151H70ZM80 150V151H79ZM184 152H183V151ZM205 150V151H204ZM210 150H212V152L210 151ZM253 150V151H252ZM263 150V151H262ZM24 151V152H23ZM43 151V152H42ZM45 151V152H44ZM176 151V152H175ZM182 153H181V152ZM215 151H218L217 152V154L215 155ZM234 151V152H233ZM10 152V153H9ZM16 152V153H15ZM18 152V153H17ZM29 152V153H28ZM67 152H69V153H72L71 155L72 156H74V157H72L69 153H67ZM147 152V151H146ZM186 152H189V153H186ZM202 152H205L204 154L202 153ZM208 152H211L212 154L211 155H209L210 153H208ZM236 152V153H235ZM243 152V153H244ZM246 152H248V151H246ZM259 152H262L260 155H258L259 154ZM14 153H15V155H14ZM28 153V154H27ZM34 154V156H33V154ZM41 153H43V154H41ZM75 153V154H74ZM177 153V154H176ZM181 153V155H182V157L185 159V157H186V159L184 160V159H182V157H180V154ZM232 153V154H231ZM256 153H257V156L259 157L258 158V160H257V158H253V160H252V155H255L256 156ZM69 154V155H68ZM80 154V155H79ZM148 154V153H147ZM185 154V155H184ZM203 154V155H202ZM205 154H208V156H212V157H209L208 158V156L206 155V157H205ZM245 154V153H244ZM247 154H249V153H247ZM17 155V156H16ZM25 155V156H24ZM65 155H67V157L65 156ZM83 155H84V157H83ZM153 155V154H152ZM155 155V154H154ZM187 155V156H186ZM193 155V156H192ZM219 157H218V156ZM18 156H20V158L18 157ZM64 156L66 157V158H64ZM78 156V157H77ZM180 158H179V157ZM192 156V157H191ZM196 156V157H195ZM216 156V157H215ZM247 156V155H246ZM249 156H247V157H249ZM255 156H253V157H255ZM22 157V158H21ZM29 157H30V159H29ZM37 157V158H36ZM68 157H70V158H68ZM175 157V158H174ZM191 157V158H190ZM198 157V158H197ZM263 157V158H262ZM19 158V159H18ZM24 158H27V159H24ZM63 158H64V161H62L63 160ZM72 158V159H71ZM80 160H83V162L82 161H80ZM153 158V157H152ZM176 159L175 161H174V159ZM188 158V159H187ZM194 158H196V159H194ZM202 158V160H200ZM205 158H207V159H205ZM211 158V159H210ZM216 158V159H215ZM4 159V160H5ZM12 159V160H11ZM16 159V160H15ZM26 161L25 163H24V160ZM178 159V160H177ZM181 159H182V161H181ZM205 159V160H204ZM213 159H214V161H213ZM257 161H256V160ZM19 160V161H18ZM35 160V161H34ZM193 160V161H192ZM198 160V163H196V161ZM207 160V161H206ZM208 160H210V161H208ZM14 161V162H13ZM30 161L32 162V164L30 163ZM35 163H34V162ZM87 161V162H86ZM190 163H189V162ZM205 164H203L202 162ZM239 161V162H238ZM5 162H7V160H5ZM20 162V163H19ZM72 163V166H71V163ZM77 162V163H76ZM81 162V163H80ZM201 162V163H200ZM206 162V163H205ZM207 162H209V163H207ZM221 162V161H220ZM14 163H15V165H14ZM21 164V165H19V164ZM27 163V164H26ZM28 163H29V165H28ZM64 163H66L65 165H64ZM74 163H75V165H74ZM82 163H83V165H82ZM193 163H196V164H198V165H196L197 166V168L195 167V165H193ZM215 163V164H214ZM31 164V165H30ZM33 164H34V166H33ZM35 164H36V166H35ZM91 164H93L92 162H91ZM90 164V165H91ZM185 164H187V165H185ZM199 164H203L202 166H204V167H202V166H200ZM210 164V165H209ZM218 165V166H215V165ZM253 164V163H252ZM25 165V166H24ZM82 165V166H81ZM189 165H190V167H189ZM212 165V166H211ZM220 165V166H219ZM238 165V166H239ZM77 167V169H75L76 167ZM87 166V165H86ZM92 166V165H91ZM173 166H174V164H173ZM194 166V167H193ZM200 166V167H199ZM206 166V167H205ZM263 166H264V164H263ZM8 167H9V169H8ZM24 167V169L22 170V168ZM34 167V168H33ZM66 167V168H65ZM68 167V168H67ZM71 169H70V168ZM189 169V171H188V169ZM204 168L203 169V171H201L200 173L199 172H197V170L198 171H200V169H198V168ZM216 167H217V169L219 170V171H217V169H216ZM219 167V168H218ZM18 168H21V169H19L18 170ZM27 168V169H26ZM72 168H74V169H72ZM92 169H93V167H91ZM177 168V167H176ZM184 168H186V169H184ZM193 168V170L191 171V169ZM196 168V169H195ZM202 168H201V170H202ZM223 168H225V169H223ZM229 168H232L231 166L229 167ZM26 169V170H25ZM32 169H36V170H32ZM69 169V170H68ZM166 170V168H163V170ZM178 169V168H177ZM208 169V170H207ZM216 171H215V170ZM20 170H22V171H20ZM24 170L26 171V174L24 173ZM31 170V171H30ZM39 171V173H38V171ZM66 170V171H65ZM68 170V171H67ZM70 170H72V172L70 171ZM81 170V171H80ZM120 170H121V168H120ZM167 170H168V172H169V174H171V171H169V169L167 168ZM167 170H166V172H164V173H167V175H166V177L168 178V172H167ZM185 170V171H184ZM186 170H187V173H186ZM205 170H206V172H205ZM212 170V171H211ZM222 170V171H221ZM224 170V171H223ZM37 171V172H36ZM41 171V172H40ZM44 171V172H43ZM83 171V173H84V177H83V173L81 174V172ZM182 171V173H180ZM194 171V172H193ZM207 171H209V172H207ZM21 172V173H20ZM32 172H33V174L35 173V174H40V175H35L34 174V177L35 178H37L36 180H34V177H31V176H33V174H32ZM42 172H43V174H45V175H43L42 174ZM69 172V173H68ZM71 172V173H70ZM76 172V173H75ZM121 172V171H120ZM193 174H192V173ZM204 173V175L206 176V179L207 180H209V182H210V179L212 180L211 182H210V184H211V188L210 187H208L209 189H212V192H211V190H209L208 188H207V185L205 184V177H204V183L203 182H201V181H203V180H201V179H198V178H200V176H199V174L201 175V174H203ZM218 172V173H217ZM6 173V174H5ZM14 173V174H13ZM95 175H94V174ZM122 173V172H121ZM190 173V174H189ZM197 173V174H196ZM206 173V174H205ZM211 173V174H210ZM18 174L20 175V176H18ZM25 174V175H24ZM31 175V176H29V177H26L25 178V176H27V175ZM64 176H63V175ZM69 174V175H68ZM81 174V175H80ZM87 174V175H86ZM90 174V175H89ZM91 174H92V176H91ZM185 177H182V175ZM246 174V173H245ZM6 175V176H5ZM47 175V176H46ZM67 175H68V177H67ZM198 175V176H197ZM215 175H217V176H215ZM247 175V174H246ZM10 176H11V179H10ZM15 176H17L16 178H17V180H16V178H15ZM23 176V177H22ZM37 176V177H36ZM42 176V177H41ZM96 178V179H98L97 181H96V179H94V177ZM197 176V177H196ZM201 176H203V175H201ZM209 176V177H208ZM214 176V177H213ZM220 176V177H219ZM47 177H50V178H47ZM81 177H82V179H81ZM190 177V178H189ZM194 177L196 178V180L194 179ZM6 178V179H5ZM18 178H19V181H18ZM20 178L22 179L23 178V180H20ZM27 178H31L30 180L28 179L27 181H29L28 183H32V185L31 184H25V183H27V181L25 180V179H27ZM40 178V179H39ZM55 178V179H54ZM87 178V179H86ZM91 178H93V179H91ZM177 178H176V180H177ZM215 180H214V179ZM219 178V179H218ZM10 181H9V180ZM13 179L15 180V182L13 181ZM42 179V180H41ZM47 179V180H46ZM50 179V180H49ZM57 179V180H56ZM90 181H89V180ZM169 179H170V177H169ZM197 179L198 180H201V181H197ZM252 179V180H251ZM251 179H249L248 181H247V186H248V184L250 185V187H253V188H249L248 190V192L250 193V191H251V195H250V197L251 196H253L254 197V199H253V197H252V199L253 200H255L256 198H259V195H260V193L261 192H263V187H264V184H263V180L261 181V179L259 180V178H258V180H256V178H251ZM11 180H12V182H11ZM31 180H33V182H35V185H34V183L31 181ZM39 180V181H38ZM49 180V181H48ZM206 180V182L207 183H209L208 181ZM25 182V183H23V182ZM41 181H43L42 183H39V182H41ZM45 181V182H44ZM58 181V182H57ZM93 181H96V182H94V183H96V184H94V183H92ZM195 181H197L196 183H194ZM257 181V182H256ZM262 182V184L260 183V182ZM19 182H20V185H22V183L23 184H25V186L27 185H29V187H25L24 185H22L21 186V188H23V187H25V188H23V190H21V188H20V185H19ZM88 182V183H87ZM192 182V183H191ZM9 183V184H8ZM12 183H16V184H12ZM18 183V184H17ZM61 183V184H60ZM63 183H65V184H63ZM71 184V186H69L68 188H65L66 186L65 185H67L68 186V184ZM89 183H90V185H89ZM98 183V184H97ZM202 183L204 184V185H202ZM257 183V184H256ZM259 183V184H258ZM12 184V185H11ZM69 184V185H70ZM191 184H194V185H191ZM196 184H198L199 186L198 187H196L197 185ZM255 184V185H254ZM16 185H19V186H16ZM34 185V186H33ZM56 185V186H55ZM81 185V186H80ZM85 185V186H84ZM87 185V186H86ZM97 186L98 187V185L101 187H103V189L101 188L100 189V187H98V189L99 190H97V187H96V191H95V186ZM205 185H206V187H205ZM209 185V184H208ZM2 186H4V187H2ZM13 186V187H12ZM63 186H64V190H62V188H63ZM77 188H76V187ZM90 186V187H89ZM94 186V187H93ZM110 186V187H109ZM255 186H257L258 188H260V190H262L261 192H259L260 190L258 189V192H259V194L257 193V189L256 190H254V188H255ZM260 186V187H259ZM5 187H6V189H5ZM9 187V188H8ZM35 187H36V189H35ZM59 187H62V188H59ZM72 187V188H71ZM75 187V188H74ZM106 188V190H105V188ZM234 186H232V188H233ZM4 188V189H3ZM17 188V189H16ZM29 188V189H28ZM30 188H31V190H32V192H33V194H31L32 192H31V190H30ZM39 188V189H38ZM55 188V189H54ZM81 188H83V189H81ZM186 188V189H185ZM188 188V189H187ZM189 188H191L190 190H189ZM192 188H193V190H192ZM195 188H197L196 189V191H195ZM200 188L202 189L201 190V192L200 191H197L198 189L200 190ZM205 188V189H204ZM219 189V190H221L220 192H218L217 190L214 192L213 191V189ZM13 189H15V190H13ZM20 189V190H19ZM58 191H57V190ZM74 189H76V190H74ZM79 189H80V192H77V191H79ZM111 189V190H110ZM113 189V190H112ZM7 190V191H6ZM26 190V191H25ZM28 190V191H27ZM30 190V191H29ZM38 190V191H37ZM59 190L60 191H62V192H59ZM68 190H70V191H73V192H68ZM103 190V191H102ZM110 190V191H109ZM187 190V191H186ZM207 190H209V191H207ZM252 190H254V191H252ZM10 191V192H9ZM20 191V192H19ZM53 191H55L56 193H54ZM89 191V192H88ZM108 191V192H107ZM186 191V192H185ZM193 191V192H192ZM9 192V193H8ZM14 192V193H13ZM21 193V194H19L18 195V193ZM22 192H24V194H22ZM31 192V193H30ZM35 192V193H34ZM39 192V193H38ZM65 192H67V193H65ZM75 192V193H74ZM88 192V193H87ZM252 192L254 193V195H252ZM6 193V194H5ZM29 194V196H27L26 194ZM59 195H58V194ZM62 195H61V194ZM64 193V194H63ZM71 193V194H70ZM73 193H74V195H73ZM78 193V194H77ZM82 193V194H81ZM187 193V194H186ZM195 193V194H194ZM203 193V195L204 194H206V196L205 197H203V199H202V195H200V194H202ZM258 195V196H256V198H255V195L256 194ZM264 193V192H263ZM8 194V195H7ZM54 195V197H53V195ZM65 194H66V196H65ZM71 196H73L72 197V199H71V197H70V195ZM81 194V195H80ZM93 194V195H92ZM168 194H170V192H168V193H165V195H168ZM191 194V195H190ZM214 194V195H213ZM10 195V196H9ZM69 195V196H68ZM75 195H77V197L75 196ZM185 195H187V196H184ZM192 195H194V196H192ZM219 195V196H218ZM222 195H224V192H223V194ZM220 196L221 198L223 197V196ZM7 197V196H9V197H7L8 199H6V198H4V197ZM39 196V197H38ZM58 196V197H57ZM60 196V197H59ZM64 198H62V197ZM82 197V198H80V197ZM199 196V197H198ZM209 196V197H208ZM210 196H211V198H210ZM11 197H13V198H11ZM22 199H21V198ZM25 197V198H24ZM36 197V198H35ZM56 197V198H55ZM68 197V198H67ZM75 197H76V199H75ZM79 197V198H78ZM95 197H96V199H95ZM106 197H107V199H106ZM112 197V198H111ZM167 197V196H166ZM165 196H164V198H162L163 200L165 199V200H169L170 199V196H168L169 197V199H167ZM182 197H183V200H182ZM4 198V199H3ZM13 199V200H11V199ZM23 198H24V201H22L23 200ZM27 198V200H25ZM34 198V199H33ZM62 198V199H61ZM73 200V202L70 200ZM77 198H78V200H77ZM109 198V199H108ZM111 198V199H110ZM115 198H118V199H115ZM206 198V199H205ZM6 199V200H5ZM37 199V200H36ZM38 199H40V200H38ZM46 201H44V200ZM54 199V200H53ZM57 199H59V200H57ZM67 199V200H66ZM83 199V200H82ZM199 199V200H198ZM202 199V200H201ZM211 199V200H210ZM214 199V200H213ZM5 200V201H4ZM8 200V201H7ZM12 202H11V201ZM19 200V202H17ZM33 200H35V201H33ZM52 200H53V202H52ZM60 200H62V202L64 203H62ZM70 200V201H69ZM96 200H97V202H96ZM107 200V201H106ZM111 200V201H110ZM188 200V201H187ZM220 200V198L219 199H216V201L214 202V203H218V201ZM222 200V199H221ZM256 200H258V199H256ZM4 202V204L2 205V202ZM10 201V202H9ZM31 201H33V203L31 202ZM44 201V202H43ZM48 201H50L49 203H47ZM58 201V202H57ZM66 201V202H65ZM105 201V202H104ZM110 203H109V202ZM185 201H186V203H185ZM203 201H205V202H203ZM8 202V203H7ZM17 202V204L15 205V203ZM24 202V203H23ZM26 202V203H25ZM29 202H31V204L29 203ZM72 202V203H71ZM75 202V203H74ZM77 202V203H76ZM188 202V203H187ZM190 202V203H189ZM192 202H194V203H192ZM7 203V204H6ZM29 203V204H28ZM35 203V204H34ZM38 203V205H36ZM46 205H45V204ZM59 203V204H58ZM61 203V204H60ZM67 203H69V204H71L70 206H69V204H67ZM74 203V204H73ZM109 203V204H108ZM112 203V204H111ZM114 203V204H113ZM116 203H118V204H116ZM178 203V202H177ZM195 203H196V205L199 207V206H201V205H203V206H201V207H194V206H196L195 205ZM199 203V204H198ZM203 203V204H202ZM214 203H212V204H214ZM239 204H240V202H238ZM243 204L245 203V201L244 202H242ZM247 203V202H246ZM245 203V204H246ZM7 206H6V205ZM12 204V205H11ZM20 204H22L23 205V207H24V209H23V207H22V205H20ZM25 204V205H24ZM27 204V205H26ZM43 204V205H42ZM52 204V205H51ZM54 204V205H53ZM66 204H67V206H66ZM103 204L104 205H106V207H104L103 206ZM120 204V205H119ZM187 204V205H186ZM194 204V205H193ZM249 204V203H248ZM15 205V206H14ZM31 205H32V208H31ZM42 205V206H41ZM49 205V207H47V208H49V209H47L46 208V206H48ZM114 207H113V206ZM189 205H191V207L189 206ZM192 205H193V207H192ZM18 206V207H17ZM20 206V207H19ZM34 206H36L38 209H39V211H38V209H37V212H36V207H35V209H33V207ZM43 206H45V208L43 209ZM56 206H57V208H56ZM117 206V207H116ZM171 206H173V205H171ZM178 206V208H179V212H180V208L181 207H179ZM188 208L187 210H186V207ZM29 208V210H28V208ZM61 209H60V208ZM113 207V208H112ZM122 207V208H121ZM202 207H205V208H202ZM4 208H6V209H4ZM8 208V209H7ZM9 208L10 209H12V210H9ZM15 208V209H14ZM17 208V209H16ZM19 208V209H18ZM52 208V209H51ZM100 208V209H99ZM200 208H202V209H200ZM31 209V210H30ZM59 209V210H58ZM114 209H115V211H114ZM121 209V210H120ZM186 211H185V210ZM193 209H199V211L201 210V211H206V210H209V212L211 211L212 213L211 214H209V212H207L209 215H212V217L211 218H214L215 220H216V222L215 221H213L212 222V219L209 217V215H208V217L210 218V219H208L207 221H206V224H204L205 222H203V221H201V219L199 220V222L201 223H203V226L202 225H200L199 223H198V219L196 218L195 219V223H194V219L190 222V223H188V218H186L188 215L187 214H189L188 212H190V210H193ZM4 210V211H3ZM21 210V211H20ZM28 210V211H27ZM44 210V211H43ZM52 210V211H51ZM94 210H95V212H94ZM123 210H125V211H123ZM127 210V211H126ZM176 210H177V208H176ZM175 210V212L177 213V211ZM213 210V211H212ZM250 210V209H249ZM3 211V212H2ZM11 211V212H10ZM27 211V212H26ZM29 211H31V212H29ZM33 211H35V212H33ZM53 211H55L56 213H58V214H56V213H54ZM61 211V212H60ZM123 211V212H122ZM248 211V210H247ZM246 211V212H247ZM7 212H8V214H7ZM29 212V213H28ZM87 212V213H86ZM92 212V213H91ZM116 212V213H115ZM119 214H118V213ZM128 212V213H127ZM131 212V213H130ZM245 212V214H246V216H250L251 215V211L250 212H247L246 213ZM3 213L4 214H6V217H5V215H3ZM34 213H35V217H34ZM37 213H38V215H37ZM48 215H46V214ZM52 213H54V214H52ZM61 213V214H60ZM89 213V214H88ZM95 213V214H94ZM126 213V214H125ZM130 213V214H129ZM157 213V214H156ZM184 213H185V215H184ZM16 214V215H15ZM57 216H56V215ZM121 214V215H120ZM132 214V215H131ZM162 214V213H161ZM248 214V215H247ZM2 215V216H1ZM11 215V216H10ZM19 215V216H18ZM23 215V216H22ZM40 215V216H39ZM45 215V216H44ZM49 215H50V217H49ZM52 215H54L53 217H54V219L57 221H54V219H53V217H52ZM60 215V216H59ZM63 216V218H62V216ZM89 215H91V216H89ZM139 215V216H138ZM152 215V216H151ZM156 215V216H155ZM178 215V214H177ZM254 214L252 213V215L249 217V220L251 219H253V216ZM9 216L12 218V219H14V220H12L11 218L9 219ZM15 216V217H14ZM21 216H22V218H21ZM27 216V217H26ZM36 216H38V217H36ZM61 218V219H59V217ZM84 216H86V217H84ZM121 217V218H119V217ZM128 216V217H127ZM132 216V217H131ZM138 216V217H137ZM154 216H155V218H157V219H155L154 218ZM159 216H160V218H159ZM184 216V217H183ZM186 216V217H185ZM233 216H234V218H233ZM18 217V218H17ZM28 217H31V218H28ZM41 217H46V218H41ZM52 217V218H51ZM57 217H58V219H57ZM83 217V218H82ZM126 217V218H125ZM136 217V218H135ZM164 217H167V218H165V221H164ZM183 217V218H182ZM241 217V216H240ZM252 217V218H251ZM6 218V219H5ZM8 218V219H7ZM21 218V219H20ZM25 218H27V219H25ZM35 218V219H34ZM37 218H38V220H37ZM65 218V219H64ZM125 218V219H124ZM139 218H142V219H139ZM147 218V219H146ZM173 218V219H172ZM199 218H200V216H199ZM29 219V220H28ZM31 219H33V222H34V224H33V222H31L32 220ZM52 219H53V221H52ZM83 219V221H81ZM86 219V220H85ZM159 219H162V220H159ZM167 219V220H166ZM168 219H169V221H168ZM175 219L177 220V221H175ZM16 220H18V221H16ZM20 220V221H19ZM45 220H47V221H45ZM62 220V221H61ZM88 220V221H87ZM134 220V221H133ZM137 222H136V221ZM139 220V221H138ZM171 220V221H170ZM184 220V221H183ZM187 221V224L189 225V227L191 226L192 227V229L193 230H195V232H196V234H195V236L197 235V237L195 238L194 237V239H195V242L197 243V245H195V247H193V249L195 250V248L197 249V250H189L190 249V244L188 243V241H186V239L187 238H182V237H184L182 234H180V232H181V230H179V224L180 223H185L186 221ZM197 220V221H196ZM209 220H210V222H209ZM225 220V221H224ZM4 221V222H3ZM7 221H9V223L7 222ZM24 223H23V222ZM25 221H26V223H25ZM27 221H28V224H27ZM30 221V222H29ZM42 221H43V224H41L42 226L40 227V223H42ZM65 221H67V222H65ZM87 221V222H86ZM142 221L144 222V224L142 223ZM163 221V223H161ZM224 221V222H223ZM231 221H233V222H231ZM21 222V223H20ZM40 222V223H39ZM51 222H52V224H54V225H52L51 224ZM64 222V224H62V223ZM160 222V223H159ZM169 222H171V224H169ZM173 222H175V225H174V223ZM207 222H209V223H207ZM235 222V223H234ZM251 222V221H250ZM4 223V224H3ZM23 223V224H22ZM48 225L47 226V228H45L44 229V227H46V224ZM56 223V224H55ZM61 223V224H60ZM66 223V224H65ZM85 223V224H84ZM86 223H88V224H86ZM111 223V224H110ZM122 223V224H121ZM135 223L137 224L136 226H135ZM139 223H140V225H139ZM157 223V224H156ZM201 223V224H202ZM212 224V226H214L215 228L217 227V228H224V227H222L223 225H221V223H223L224 225H225V227H227V229L226 228H224V231H222L221 233H223V232H225L224 234H221V233H219L220 231H221V229L219 230L218 229V231L215 233L214 232V229L212 228L211 230H210V228H211V224ZM239 223H241V222H239ZM7 224V225H6ZM13 225V227H12V225ZM14 224H15V226H14ZM17 224V225H16ZM27 225L26 227H25V225ZM82 224H84V225H82ZM108 224H110V225H108ZM114 226H113V225ZM121 224V225H120ZM146 224V225H145ZM149 224V225H148ZM166 224V225H165ZM168 224V225H167ZM172 224H173V226H172ZM191 224V225H190ZM210 224V225H209ZM10 225H11V227H10ZM67 225V226H66ZM151 225V226H150ZM158 225V226H157ZM165 226V229H173L171 232H173L174 231V228H175V231H174V235L172 234V236H174V238L175 239H178V240H175V241H178V245L180 244V248H178V249H176V246H173L172 248H171V246L172 245H170L169 243H167L166 241H164V242H166V244L165 243H163V241H162V239L161 238H159V239H161V240H159L158 238H156V236H157V230L159 229V228H161V229H164L163 227ZM169 225L170 226H172V227H169ZM196 225V226H195ZM205 225V226H204ZM31 226V227H30ZM44 226V227H43ZM113 226V227H112ZM137 226H139V227H137ZM143 226H144V228H143ZM159 227V228H157V227ZM161 226V227H160ZM166 226H167V228H166ZM193 226L195 227V229L193 228ZM199 226V227H198ZM206 227V232L204 231L203 232V229H201V227ZM210 226V227H209ZM230 226V227H229ZM233 226V228H231ZM238 226V227H237ZM16 227V228H15ZM22 227V228H21ZM25 227V228H24ZM31 228L30 230H28L27 228ZM83 227V228H82ZM157 229H156V228ZM190 227V228H191ZM229 227V228H228ZM239 227H241V229L239 228ZM13 228V229H12ZM14 228L15 229H17V230H14ZM37 228H41V229H37ZM116 228H117V231H115L116 230ZM142 228V229H141ZM148 228H150L149 230H148ZM178 228V229H177ZM230 228H231V230H230ZM239 228V229H238ZM21 229H24V230H22V232L20 231ZM46 229H48V230H46ZM49 229H50V231H49ZM144 229V230H143ZM147 229V230H146ZM153 231H152V230ZM228 229H229V231H228ZM232 229H237V232L236 233H234L233 231H232ZM14 230V231H13ZM29 232H28V231ZM33 230H35V231H33ZM53 232H52V231ZM55 230V231H54ZM80 230H81V232H82V234H81V232H80ZM143 230V231H142ZM202 231V233H204V234H202V236L204 237V238H206L207 237V240H212V241H207V243H210V244H206L207 246V248L206 247H202L201 246V244H202V242H198V240L200 241L201 240V238H200V235H201V231ZM213 230V232H211ZM226 230V231H225ZM25 231V232H24ZM27 231V232H26ZM39 231V232H38ZM41 231H42V233H41ZM152 231V232H151ZM230 232L231 233V235H232V233H233V235L235 236H233L232 238L234 239H229V236H228V239H227V236L226 235H228L229 233L228 232ZM239 231H241V232H239ZM257 231V230H256ZM11 232V233H10ZM14 232V233H13ZM21 232V233H20ZM35 234H34V233ZM46 232V233H45ZM55 232V233H54ZM120 232V233H119ZM146 234H145V233ZM207 232H209V233H207ZM211 232V233H210ZM226 232H227V234H226ZM3 233H4V235H3ZM6 233H8V235L6 234ZM19 233V234H18ZM24 233V235H26V236H24V235H21V234H23ZM30 233H32L31 234V236L30 235H28V234ZM40 233H41V235L44 233L45 234V236H41L40 235ZM147 233H148V235H147ZM155 234L156 233V235H155V238H156V240H154L155 238H154V235H153V237L151 236V234ZM175 233H177V234H175ZM206 233V234H205ZM212 233H213V235H212ZM214 233H215V236H214ZM219 233V234H218ZM240 233H242V234H240ZM17 234H18V236H17ZM34 234V235H33ZM37 234V235H36ZM48 234H50V235H48ZM51 234H52V236H51ZM124 234V235H123ZM216 234H217V238H216ZM235 234H238V235H235ZM247 234V233H246ZM246 234H245V236H246ZM249 234V233H248ZM37 237H36V236ZM120 235H122V236H120ZM131 235V236H130ZM133 235V236H132ZM177 235V236H176ZM179 235H182V237L181 238H179ZM220 235V236H219ZM221 235L223 236L224 235V238L223 237H221ZM230 235V234H229ZM231 235H230V238H231ZM3 236V237H2ZM8 236V237H7ZM28 236V237H27ZM125 236V237H124ZM127 236V237H126ZM206 236V237H205ZM219 236V237H218ZM226 236V237H225ZM237 236V237H236ZM240 236V237H239ZM250 236H252V234L250 235ZM249 235H248V237H250ZM260 236H262V237H260ZM24 237H27L26 239L24 238ZM45 237V238H44ZM122 237V238H121ZM131 237V238H130ZM147 237H149V238H147ZM158 237V236H157ZM160 237V236H159ZM213 237H215V238H213ZM257 237L258 238H261L260 240L259 239H257ZM12 238V239H11ZM13 238H15L16 239V241H17V244H16V241H14V239ZM18 238H20L19 240H18ZM22 238V239H21ZM23 238H24V240H23ZM35 238H38V239H35ZM41 238V240H39ZM127 238V239H126ZM129 238V239H128ZM204 238H202L203 240H206V239H204ZM210 238V239H209ZM213 238V239H212ZM221 238V239H220ZM263 238V239H262ZM6 239H8V240H5ZM29 239V240H28ZM44 239V240H43ZM123 239H125V241L123 240ZM133 239H135V242L134 243H131V242H133L134 240ZM152 239V240H151ZM196 239H197V241H196ZM215 239V240H214ZM219 239L220 240H222V241H224V242H220L219 243ZM224 239H227L228 241H229V245L227 244V240H224ZM2 240V241H1ZM11 240H12V242H11ZM26 240V241H25ZM40 241V243H39V241ZM147 240V241H146ZM150 240V241H149ZM180 240V241H179ZM183 240H185V242L184 243H186L187 245L185 246V244L184 245H182L183 244ZM238 240H240V241H238ZM245 240V241H244ZM247 240V241H246ZM257 240H258V242H257ZM262 240V241H261ZM11 242V243H13V244H11V246L10 247H8L9 245H10V243L9 242ZM21 241V243L23 244V242H24V246H22V244L20 245V242ZM23 241V242H22ZM42 241V242H41ZM129 241V242H128ZM141 243H140V242ZM162 241V242H161ZM202 241V240H201ZM214 241V242H213ZM231 241V242H230ZM234 241L236 242L235 244H234ZM243 241H244V243H243ZM249 241V242H248ZM252 241V242H251ZM253 241H256V242H253ZM2 242H3V244H2ZM6 242H8L7 244H6ZM15 242V243H14ZM32 242V243H31ZM38 242V243H37ZM150 242V244H152L153 246H154V244L153 243H151ZM160 242V243H159ZM181 242H182V244H181ZM203 242H205V241H203ZM233 242V243H232ZM241 242H242V244H241ZM246 242H248V246L246 245L247 243ZM261 242V243H260ZM5 243V244H4ZM19 243V244H18ZM26 243V244H25ZM28 243V244H27ZM34 243H35V245H34ZM139 243V244H138ZM145 243V244H144ZM195 243V244H196ZM201 243V244H200ZM206 243V242H205ZM218 243V244H217ZM246 243V244H245ZM258 243H260V244H258ZM2 244V245H1ZM37 244H38V246H37ZM140 244H143V245H140ZM155 244V245H156ZM165 244V245H164ZM177 244V243H176ZM189 244V245H188ZM211 244V245H212ZM227 244V245H226ZM232 244V245H231ZM238 244V245H237ZM239 244H241L242 246H240ZM245 244V245H244ZM249 244H251V248H252V246H253V250H252V253H250V255L251 256H249V253L247 252V251H249L250 250V245ZM252 244H257L258 245V247H260V248H258V247H256L255 246V248H254V245H252ZM5 245V246H4ZM27 245V246H26ZM29 245V246H28ZM169 245H170V247H169ZM182 245V246H181ZM202 245H204V244H202ZM210 245V246H211ZM260 245V246H259ZM4 246V247H3ZM15 246V247H14ZM17 246V247H16ZM20 246V247H19ZM43 247V249H42V247ZM45 246H48L47 248L45 247ZM140 246V247H139ZM145 246V247H144ZM189 246V247H188ZM194 246V245H193ZM202 248H201V247ZM209 246V247H210ZM233 246H235V248L233 247ZM242 247V249H244V250H242L240 247ZM247 247V251L245 250V248ZM5 247H7V248H5ZM24 247V248H23ZM49 247H50V249H49ZM179 247V246H178ZM183 247V248H182ZM186 247V248H185ZM244 247V248H243ZM11 248V249H10ZM12 248H13V250H12ZM23 248V249H22ZM25 248H26V250H25ZM32 248V249H31ZM45 248V249H44ZM53 248H54V250H53ZM149 248V247H148ZM165 248V249H164ZM189 248V249H188ZM207 249V253H205V254H207V255H209V251L213 254V255H210L209 257H207V255H204L203 253V256H201V250H203V249ZM237 248V249H236ZM257 248V249H256ZM29 249V250H28ZM35 249V250H34ZM46 249H48L47 251H46ZM159 249V248H158ZM184 249L186 250V251H184ZM206 249H205V251H206ZM238 249H239V251H238ZM254 249H255V251H254ZM5 250V251H4ZM23 250V251H22ZM31 250H33V251H31ZM50 250H52V251H50ZM111 250V251H110ZM161 249H160V251H162ZM181 250H183V252L181 251ZM250 250V251H251ZM263 250V251H262ZM9 251V252H8ZM28 251H30L31 253L32 252H34V253H30V252H28ZM36 251H38V252H36ZM41 251H44L43 253L41 252ZM49 251L51 252V254H53L52 256L50 255V253H49ZM57 251H59V252H57ZM139 251H141V252H139ZM170 252V253H168V252ZM191 251V253L193 252L194 254H193V256L189 253V252ZM233 251H234V253H233ZM238 252L237 253V255L235 254L236 252ZM245 251V253H244V255H243V252ZM257 251V252H258ZM19 252V253H18ZM20 252H22L24 255H25V257H27L26 258V260H25V257H24V255L23 254H20ZM47 252V253H46ZM103 252H105L104 254H107V255H104V254H102ZM107 252V253H106ZM165 252H167V253H165ZM172 252V253H171ZM196 252V253H195ZM198 252V253H197ZM202 252H204V250L202 251ZM229 252V253H228ZM231 252V253H230ZM248 253V255H247V253ZM29 254V255H26V254ZM37 253V254H36ZM59 253V254H58ZM140 253V254H139ZM179 253V256L177 255ZM227 253L230 255V256H227V257H229L230 259L233 257V262H230V259L228 258L227 259V257H225V254L227 255ZM232 253H233V255L234 256H232ZM3 254V255H2ZM10 254H13V255H10ZM21 256H20V255ZM40 254V255H39ZM62 256H61V255ZM97 254V255H96ZM102 254V255H101ZM110 254H113V256L111 255L110 256ZM169 254V255H168ZM200 254V255H199ZM263 255L262 256H264V253H262ZM42 255V256H41ZM57 255V256H56ZM116 255V256H115ZM138 255V256H137ZM171 255V256H170ZM173 255V256H172ZM191 255V256H190ZM241 255V260L239 261V257H237V256H240ZM5 256V257H4ZM16 256V257H15ZM23 256V257H22ZM31 256V257H30ZM35 256V257H34ZM36 256H38V258L36 257ZM49 256L51 257V259L49 258ZM98 256V258L96 259V257ZM100 256V257H99ZM109 256V257H108ZM181 256V257H180ZM186 256V257H185ZM188 256V257H187ZM198 256V257H197ZM217 256H218V254H217ZM249 256V257H248ZM1 257H2V259H1ZM14 257H15V259H14ZM18 257H20V258H18ZM32 257H33V259H32ZM39 257H40V259H39ZM62 257H64V259L62 258ZM105 257H107V258H105ZM112 257V258H111ZM114 257V258H113ZM180 257V258H179ZM192 257V258H191ZM195 257V258H194ZM200 257V258H199ZM204 258V260H203V258ZM237 257V258H236ZM243 257V258H242ZM246 257V258H245ZM250 257H252L250 260H248V258H250ZM4 258V259H3ZM10 258H11V261H10ZM16 258H18V260L19 261H17V259ZM31 260H30V259ZM46 258V259H45ZM60 258V259H59ZM110 259V261H109V259ZM152 260H151V259ZM157 258V259H156ZM177 258V259H176ZM195 260H194V259ZM236 258V259H235ZM7 259V260H6ZM35 259H38L37 261L35 260ZM50 259V260H49ZM67 259V261H69V262H67V261H65ZM102 259H107L106 261L105 260H102ZM116 259V260H115ZM181 259H183V260H181ZM200 259H202V260H200ZM212 259V258H211ZM210 259V260H211ZM4 260V261H3ZM6 260V261H5ZM23 260V261H22ZM28 260V261H27ZM48 260V261H47ZM54 260V261H53ZM97 260H99L98 262H97ZM116 262H115V261ZM173 262H172V261ZM244 260V261H243ZM248 260V261H247ZM7 261H9V262H7ZM21 261H22V263H21ZM29 261H32L31 263L29 262ZM43 261H44V263H43ZM53 261V262H52ZM60 261H61V263H60ZM62 261H65V262H62ZM176 261V262H175ZM183 261V262H182ZM196 261V262H195ZM204 263H203V262ZM234 261H236V262H234ZM243 261V262H242ZM2 262L0 263V264H2ZM5 262V263H4ZM17 262V263H16ZM36 262V263H35ZM42 262V263H41ZM100 262V263H99ZM104 262V263H103ZM110 262V263H109ZM200 262V263H199ZM224 262V263H223ZM228 262L226 261V263L228 264ZM158 263H160V262H157V264ZM160 264H169L168 263V260L166 261V262H164V259H163V263H162V261H161V263ZM219 264H221V263H219Z\"/></svg>",
  "mask_w": 264,
  "mask_h": 264
},
{
  "label": "bare ground",
  "instance_id": "2",
  "mask_svg": "<svg viewBox=\"0 0 264 264\" xmlns=\"http://www.w3.org/2000/svg\"><path fill=\"white\" fill-rule=\"evenodd\" d=\"M207 1V0H206ZM211 1V0H210ZM234 1V0H233ZM232 1V2H233ZM255 1V0H254ZM14 2V1H13ZM12 2V3H13ZM208 2H209V0H208ZM232 2H231V4H232ZM238 2V1H237ZM253 2V1H252ZM210 3V2H209ZM209 3H207V4H209ZM239 3V2H238ZM237 3V4H238ZM244 3H245V0H244ZM248 3V2H247ZM257 2H255V4H256ZM231 4H229V5H231ZM234 4V3H233ZM240 4H242L241 3V0H240ZM250 4V3H249ZM251 4H253V3H251ZM11 5H13V4H11ZM244 4H242V6H243ZM264 4L262 3V8H264V6H263ZM14 6V5H13ZM233 6H236V5H233ZM237 6H239V5H237ZM245 6V5H244ZM252 6H254V5H252ZM260 6V5H259ZM207 7V6H206ZM239 7H241V6H239ZM246 7V6H245ZM255 7V6H254ZM253 7V8H254ZM210 8H211V6H210ZM225 8V7H224ZM223 8V9H224ZM246 8H248V7H246ZM252 8V9H253ZM258 8V7H257ZM261 8V7H260ZM259 8V9H260ZM27 9V8H26ZM209 9V8H208ZM222 9V10H223ZM226 9V8H225ZM242 9H244V8H242ZM31 10V9H30ZM30 10H27V12H29ZM33 10V9H32ZM48 10V9H47ZM258 10V9H257ZM209 11V10H208ZM246 11H248V9L246 10ZM245 11V12H246ZM254 11V10H253ZM260 11V10H259ZM222 12V11H221ZM26 13V12H25ZM31 13V12H30ZM34 13V12H33ZM259 13V12H258ZM36 14V13H35ZM48 14V13H47ZM259 14H261V13H259ZM26 15H27V13H26ZM26 15H24V16H26ZM32 15V14H31ZM245 15V14H244ZM254 15V14H253ZM264 15V14H263ZM22 16V15H21ZM34 16V15H33ZM36 16V15H35ZM262 16V15H261ZM23 17V16H22ZM32 17V16H31ZM41 17V16H40ZM26 18V17H25ZM38 18V17H37ZM246 18H247V16H246ZM256 18V17H255ZM254 18V19H255ZM259 18V17H258ZM261 18V17H260ZM259 18V19H260ZM22 19V18H21ZM20 18H19V20H21ZM36 19V18H35ZM17 20V19H16ZM38 20H40L39 18H38ZM248 20V19H247ZM251 20H253V18L251 19ZM262 20H263V18H262ZM14 21V20H13ZM22 21V20H21ZM23 21H24V19H23ZM22 21V22H23ZM26 21V20H25ZM24 21V22H25ZM21 22V23H22ZM29 22H30V20H29ZM31 22H33V21H31ZM37 22V21H36ZM264 22V21H263ZM20 23V22H19ZM33 23H35V22H33ZM131 23V22H130ZM133 23V22H132ZM131 23V24H132ZM250 23H252L251 21H250ZM256 23V22H255ZM262 23V22H261ZM12 24V23H11ZM14 24V23H13ZM23 24V23H22ZM30 24V23H29ZM32 24V23H31ZM37 24V23H36ZM133 24H135V23H133ZM223 24H225V23H223ZM222 24V25H223ZM249 24V23H248ZM264 24V23H263ZM10 25V24H9ZM16 25V24H15ZM18 25V24H17ZM24 25H25V23H24ZM34 25V24H33ZM147 25H149V24H147ZM226 25V24H225ZM23 26V25H22ZM27 26V25H26ZM31 26V25H30ZM128 26H130V25H128ZM149 26H151V25H149ZM195 26H198V25H195ZM261 26V25H260ZM5 27V26H4ZM3 27V28H4ZM7 27H9V26H7ZM10 27H12V26H10ZM39 26H37L36 28H38ZM130 27H132V26H130ZM135 27V26H134ZM192 27V26H191ZM199 27V26H198ZM223 27V26H222ZM226 27V26H225ZM248 27H250V26H248ZM259 27V26H258ZM264 27V26H263ZM262 27V28H263ZM2 28V29H3ZM15 28V27H14ZM18 29H19V27H17ZM33 28V27H32ZM136 28V27H135ZM162 28V27H161ZM161 28L159 27V29L161 30ZM224 28V27H223ZM251 28H252V25H251ZM250 28V29H251ZM254 28V27H253ZM261 28V29H262ZM12 29V28H11ZM21 29V28H20ZM127 29H128V27H127ZM199 29V28H198ZM1 30V29H0ZM5 30V29H4ZM3 30V31H4ZM6 30H7V28H6ZM10 30V29H9ZM8 30V31H9ZM13 30V29H12ZM24 30V29H23ZM31 30V29H30ZM38 30V29H37ZM126 30V29H125ZM130 30V29H129ZM165 30V29H164ZM196 30V29H195ZM162 31V30H161ZM166 31V30H165ZM164 31V32H165ZM191 31L192 32H194L192 29H191ZM251 31V30H250ZM263 31V30H262ZM6 32V31H5ZM20 32H21V30H20ZM32 32V31H31ZM126 32V31H125ZM131 32H133L132 30H131ZM163 32V31H162ZM170 32V31H169ZM191 32V33H192ZM196 32V31H195ZM203 32V31H202ZM254 32V31H253ZM258 32V31H257ZM1 33V32H0ZM8 33V32H7ZM9 33H11V32H9ZM18 33V32H17ZM36 33V32H35ZM34 33V34H35ZM129 33H130V31H129ZM160 33V32H159ZM171 33V32H170ZM249 33V32H248ZM262 33V32H261ZM264 33V32H263ZM5 35H7L6 33H4ZM15 34V33H14ZM27 34H29L28 33V31H27ZM26 34V35H27ZM37 34V33H36ZM133 34H135V33H133ZM169 34V33H168ZM167 34V35H168ZM196 34V33H195ZM199 34V33H198ZM203 34V33H202ZM257 34V33H256ZM259 34H260V32H259ZM3 35V34H2ZM10 35V34H9ZM15 35H17V34H15ZM24 35H25V33H24ZM39 35V34H38ZM160 35V34H159ZM192 35V34H191ZM261 35V34H260ZM259 35V37L260 38H264V37H262V36H260ZM263 36H264V34H262ZM22 35H20L19 37L22 39L23 37H21ZM29 37H30V35H28ZM129 36H130V34H129ZM162 36V35H161ZM173 36V35H172ZM194 36V35H193ZM192 36V37H193ZM242 36H243V34H242ZM247 36V35H246ZM253 36V35H252ZM8 37V36H7ZM18 37V38H19ZM29 37H28V39H29ZM132 37V36H131ZM196 37V36H195ZM199 37V36H198ZM240 37V36H239ZM248 37H249V35H248ZM247 37V38H248ZM255 37V36H254ZM258 36H256V38H257ZM258 37V38H259ZM14 38V37H13ZM17 38V37H16ZM25 38V37H24ZM27 38V37H26ZM32 38V37H31ZM30 38V39H31ZM33 38H34V36H33ZM163 38V37H162ZM167 38V37H166ZM172 38V37H171ZM173 38H175V39H173V40H176V38L177 37H173ZM204 38V37H203ZM202 38V39H203ZM228 38V37H227ZM243 38V37H242ZM257 38V42H258V40H259V42L262 40H260V39H258ZM36 39V38H35ZM43 39V38H42ZM131 39V38H130ZM155 39H156V36H155ZM160 39V38H159ZM168 39V38H167ZM166 39V40H167ZM192 39V42H193V38H191ZM195 39V38H194ZM253 39V38H252ZM252 39H250V42H251V40ZM14 39H12V41H13ZM27 40V39H26ZM44 40H45V38H44ZM132 40H133V38H132ZM158 40V39H157ZM163 41H164V38L162 39ZM161 40V41H162ZM165 40V41H166ZM187 40V39H186ZM204 40V39H203ZM230 40V39H229ZM243 40H244V38H243ZM242 40V41H243ZM245 40H246V38H245ZM16 41V40H15ZM18 41H19V39H18ZM30 41V40H29ZM43 41V40H42ZM169 41H170V39H169ZM171 41H172V39H171ZM183 41V40H182ZM206 42H207V40H205ZM17 42V41H16ZM16 42H15V45H16ZM31 42V41H30ZM35 42V41H34ZM37 42V41H36ZM47 42V41H46ZM45 42V43H46ZM168 42V41H167ZM166 42V43H167ZM194 42H195V40H194ZM194 42H193V46H194ZM197 42V41H196ZM200 42V41H199ZM243 42H245V41H243ZM247 42V41H246ZM255 41H252V43L251 44H253ZM256 42V43H257ZM14 43V42H13ZM38 43H40V42H38ZM171 43V42H170ZM175 43V42H174ZM204 43V42H203ZM239 43V42H238ZM10 44V43H9ZM12 44V43H11ZM28 44H30V43H28ZM35 44V43H34ZM42 44V43H41ZM44 44V43H43ZM158 44V43H157ZM160 44V43H159ZM178 44H179V42H178ZM181 44V43H180ZM190 44H191V42H190ZM200 44V43H199ZM206 44V43H205ZM208 44H209V42H208ZM241 44V43H240ZM244 44V43H243ZM248 44H249V41H248ZM258 44V43H257ZM257 44H255V46H257ZM264 44V43H263ZM14 45V44H13ZM32 45V44H31ZM30 45V46H31ZM36 45H37V43H36ZM156 45V44H155ZM168 45H170V44H168ZM177 45V44H176ZM197 45V44H196ZM207 45V44H206ZM209 45H211V43L209 44ZM245 45H246V43H245ZM260 45V46H259ZM259 47H257V48H259V52H260V54L264 51V45H261V42L259 43ZM10 46V45H9ZM35 46V45H34ZM40 46H42V45H40ZM39 46V47H40ZM44 46V45H43ZM171 46V45H170ZM198 46V45H197ZM249 46V45H248ZM247 46V47H248ZM13 47V46H12ZM38 47V46H37ZM45 47V46H44ZM47 47V46H46ZM46 47H45V49H46ZM167 47V46H166ZM169 47V46H168ZM172 47V46H171ZM171 47H169V48H171ZM175 47H177V46H175ZM175 47H174V49L173 50H175ZM179 47V46H178ZM177 47V49H179ZM182 47V46H181ZM192 47V46H191ZM199 47V46H198ZM206 47V46H205ZM240 48H241V46H239ZM242 47H243V45H242ZM245 47V46H244ZM247 47H246V49H247ZM251 46H249V48H250ZM253 47H254V44H253ZM4 48V47H3ZM5 48H7V47H5ZM16 49H14V50H12V48H8V49H6V50H8V51H5L4 53H7V55H9V57H10V59H12V60H10V61H13V59H14V61H13V63L15 62V59H16V61L18 60L19 61V63L20 64H18L20 67L19 68H21V66H23L22 67V69H24L25 71L23 72V76H24V79L23 80H21L20 82H22L23 83V85H20V82L18 83V85H20L21 86V88H20V90L19 91H21V89H22V87H23V89H22V91H25V92H29L30 91V87H34L36 84H37V81L39 80V82H40V80H42V79H37L36 78V76L37 75H39V74H35L37 71H35L38 67H40V65L39 64H41V59H40V57H42V56H39L34 50H32V49H28L29 48V46H28V48L26 47V45H22V44H20V43H18V45L15 47ZM157 48H158V46H157ZM159 48H161V47H159ZM164 48V47H163ZM202 48V47H201ZM239 48V49H240ZM252 48V47H251ZM256 48V47H255ZM255 48H253V49H255ZM34 49H36V47L34 48ZM42 49H44V48H42ZM48 49V48H47ZM165 49V48H164ZM206 48H204L203 50H205ZM243 49V51H244V48H242ZM12 50V51H11ZM39 50V49H38ZM49 50V49H48ZM157 50V49H156ZM160 50V49H159ZM172 50V51H173ZM180 50V49H179ZM202 50V51H203ZM207 50H208V48H207ZM210 50V49H209ZM209 50H208V52H209ZM252 50V49H251ZM251 50H248L249 52H251ZM256 50H258V49H256ZM4 51V50H3ZM3 51H1V52H3ZM42 51V50H41ZM47 51V50H46ZM52 51V50H51ZM164 51V50H163ZM176 51V50H175ZM178 51V50H177ZM191 51V50H190ZM206 51V50H205ZM246 51V50H245ZM248 51H247V54H248ZM48 52H50V51H48ZM53 52V51H52ZM56 52V51H55ZM58 52V51H57ZM60 52V51H59ZM174 52V51H173ZM182 52V51H181ZM213 52H215V51H213ZM252 52H255V51H252ZM251 52V53H252ZM258 52V51H257ZM257 52H255L254 54H256ZM146 53V52H145ZM144 53V54H145ZM186 53H187V51H186ZM46 54V53H45ZM62 54V53H61ZM173 54V53H172ZM171 54V55H172ZM181 54V53H180ZM179 54V55H180ZM189 54V53H188ZM246 54V55H247ZM49 55H51V54H49ZM60 55V54H59ZM147 55V54H146ZM242 55H243V53H242ZM248 55H250V54H248ZM247 55V56H248ZM258 55V54H257ZM256 55V56H257ZM262 55V54H261ZM260 55V56H261ZM3 56V55H2ZM45 56V55H44ZM44 56H43V59H44ZM57 56V55H56ZM181 56V55H180ZM186 56V55H185ZM207 56V55H206ZM245 56V55H244ZM247 56H245V57H247ZM252 56L254 57L253 59H255V56L253 55V53H252ZM262 56H264V55H262ZM1 57V56H0ZM7 57V56H6ZM5 57V58H6ZM12 57V58H11ZM17 57V58H16ZM58 57H62V56H58ZM148 57V56H147ZM178 57V56H177ZM190 57V56H189ZM188 57V58H189ZM193 57V56H192ZM215 57V56H214ZM217 57V60H218V56H216ZM258 57V56H257ZM8 58V57H7ZM19 58V59H18ZM50 59L48 60L47 58V60H46V62H47V66L48 67H45V69L46 70H43V72L44 71H47V74H45V76H46V81H45V84H43L44 86H46L47 88H49L48 90H50V93L49 94H51L52 92V94H54V97H55V100H56V98L57 97H61L62 96V98L60 99V101H62V103L64 104H62L61 102V105L63 106H61L60 105V108H63L64 109V111H65V108H66V111L69 109L71 112L72 111H75L74 110V98L75 99H79V100H77L76 101V103H85V100H83V98L84 99H87V100H89L88 98H90L91 97V95L88 97V95L87 94H89L88 93V91H86V88H85V85H84V79H85V77H84V75L82 74V69L81 70H78V69H76V68H74L75 70H73L72 69V71H71V68H69L70 70H66L65 68H67L66 67V64H67V62H66V64L63 66V63L61 62V61H64V60H59V59H61V58H57V57H55V56H53V54H52V56L51 57H49ZM83 58V57H82ZM150 58V57H149ZM171 58V57H170ZM182 58V57H181ZM194 58V57H193ZM211 58V57H210ZM250 58V57H249ZM252 58V57H251ZM263 59H264V57H262ZM261 58V59H262ZM4 59V58H3ZM79 59H80V57H79ZM146 59V58H145ZM175 59V58H174ZM179 59V58H178ZM191 59V58H190ZM189 59V60H190ZM201 59H203V58H201ZM258 59V58H257ZM143 60V59H142ZM149 60V59H148ZM177 60V59H176ZM181 60V59H180ZM180 60H178L179 62H180ZM183 60H185L184 58H183ZM192 60V59H191ZM198 60V59H197ZM210 60V59H209ZM7 61H9V59H7ZM18 61H17V63H18ZM43 61V60H42ZM81 61V60H80ZM150 61V60H149ZM152 61V60H151ZM173 61V60H172ZM171 61V63H173ZM193 61H195V60H193ZM204 61V60H203ZM208 61V60H207ZM206 60H205V62H207ZM212 61V60H211ZM214 61H216V60H214ZM219 61H221V60H219ZM252 61H254V60H252ZM251 61V62H252ZM45 62V63H46ZM65 62V61H64ZM83 62H85V61H83ZM148 62V61H147ZM154 62V61H153ZM152 62V63H153ZM183 62V61H182ZM187 62V61H186ZM191 62V61H190ZM198 62V61H197ZM196 62V63H197ZM209 62V61H208ZM217 62V61H216ZM258 62V61H257ZM9 64L11 63V62H8ZM12 63V64H13ZM201 63V62H200ZM202 63H204V62H202ZM221 63V62H220ZM255 64L256 62H252V64ZM2 64H3V61H2ZM2 64H0L1 66H2ZM5 64V63H4ZM12 64H10V65H12ZM81 64V63H80ZM79 64V65H80ZM84 64V63H83ZM155 64H157V63H155ZM177 64H179V63H177ZM191 64V63H190ZM193 64H195V63H193ZM209 64V63H208ZM253 64V65H254ZM261 64V63H260ZM264 64V63H263ZM15 65V64H14ZM18 65H17V67H18ZM44 65V64H43ZM68 65V64H67ZM85 65H86V62H85ZM169 65H170V63H169ZM187 65V64H186ZM189 65V64H188ZM206 65V64H205ZM212 65H214V64H212ZM221 65H223L224 66V64H221ZM256 65V64H255ZM8 66V65H7ZM69 66H71V65H69ZM73 66L74 65H72V68H73ZM149 67H150V64L148 65ZM153 66V65H152ZM157 67H158V65H156ZM171 66H173V65H171ZM176 66V65H175ZM178 66V65H177ZM190 66V65H189ZM201 66V65H200ZM204 66V65H203ZM217 66V65H216ZM263 66V65H262ZM261 66V67H262ZM9 67H11V66H8L7 68H9ZM16 67V66H15ZM14 67V68H15ZM44 67V66H43ZM181 67H182V65H181ZM188 67V66H187ZM192 67V66H191ZM197 67H198V64H197ZM206 67V66H205ZM208 67V66H207ZM213 67V66H212ZM219 67L221 68V66L219 65ZM256 68H257V66H255ZM260 67V68H261ZM2 68V67H1ZM0 68V69H1ZM12 68V70L11 71H13V72H9V74H8V72H7V74L9 75V77H11V76H13V77H11L12 78V81H13V78H14V73H15V69H17V68ZM81 68H83V67H81ZM86 69H87V67H85ZM88 68H89V66H88ZM160 68V67H159ZM174 68V67H173ZM176 68V67H175ZM180 68V67H179ZM178 68V69H179ZM185 68V67H184ZM201 68V67H200ZM208 68H210V67H208ZM229 68V67H228ZM3 69V68H2ZM4 69H5V66H4ZM14 69V70H13ZM79 69H80V66H79ZM6 70V69H5ZM18 70V69H17ZM83 70H85V69H83ZM154 70V69H153ZM160 70V69H159ZM173 71L175 70V69H172ZM201 70V69H200ZM219 70V69H218ZM221 70H222V68H221ZM255 70V69H254ZM260 70V69H259ZM258 70V71H259ZM41 71V70H40ZM39 71V72H40ZM89 71V70H88ZM96 71V70H95ZM169 71H171V70H169ZM212 71H214V70H212ZM211 71V72H212ZM231 71V70H230ZM2 72V71H1ZM0 72V73H1ZM17 72H19V70L17 71ZM84 72V71H83ZM85 72H87L86 70H85ZM97 72V71H96ZM153 72H155V71H153ZM157 72V71H156ZM176 72V71H175ZM179 72V71H178ZM204 72V71H203ZM207 72H208V70H207ZM206 72V73H207ZM233 72V71H232ZM257 72V71H256ZM262 72V71H261ZM10 73H12L13 75H10ZM45 73V72H44ZM95 73V72H94ZM162 73V71L160 72V74ZM187 73V72H186ZM185 73V74H186ZM198 73V72H197ZM223 73V72H222ZM221 73V74H222ZM1 74H3L4 75V73H1ZM6 74V73H5ZM21 74V73H20ZM19 73L16 75V77H18V75H20ZM84 74H87V73H84ZM88 74H89V72H88ZM93 74V73H92ZM97 74V73H96ZM156 74V73H155ZM183 74V73H182ZM199 74V73H198ZM209 74V73H208ZM207 74V75H208ZM216 74H217V72H216ZM219 74V73H218ZM235 74V73H234ZM239 74H241V73H239ZM250 74V73H249ZM253 74V73H252ZM252 74H250V75H252ZM254 74H257V73H254ZM253 74V75H254ZM260 74V73H259ZM90 75H91V73H90ZM100 75V74H99ZM98 75V76H99ZM158 75V74H157ZM172 75V74H171ZM177 75V74H176ZM200 75V74H199ZM202 75H204L203 73H202ZM247 75V74H246ZM250 75H248V77L250 76ZM253 75H252V77H253ZM7 76V75H6ZM22 76V77H23ZM42 76H44V74L42 75ZM44 76V77H45ZM98 76H93V77H98ZM175 76V75H174ZM173 76V77H174ZM187 76V75H186ZM185 76V77H186ZM219 76V75H218ZM226 76V75H225ZM224 76V77H225ZM233 76V75H232ZM236 76H237V74H236ZM239 76V75H238ZM255 76V75H254ZM38 77V76H37ZM87 77V76H86ZM89 77V76H88ZM92 77V79L94 80L95 78H93ZM181 77V76H180ZM214 77V76H213ZM228 77V76H227ZM257 77V76H256ZM256 77H254V78H256ZM2 78V77H1ZM3 78H5V77H3ZM21 78V77H20ZM19 78V79H20ZM91 78V77H90ZM90 78H88V79H90ZM175 78V77H174ZM182 78V77H181ZM189 78V77H188ZM220 78V77H219ZM222 78V77H221ZM229 78V77H228ZM242 78V77H241ZM240 78V79H241ZM262 78V77H261ZM261 78H259L260 80H261ZM264 78V77H263ZM9 79V78H8ZM43 79H45V78H43ZM87 79V78H86ZM88 79L86 80V82L85 83H87V81H88ZM204 79V78H203ZM207 79V78H206ZM205 79V80H206ZM240 79H238V77H237V81L239 80L240 81ZM252 79V78H251ZM4 80H6V79H4ZM37 80V81H36ZM96 80V79H95ZM94 80V81H95ZM183 80V79H182ZM181 80V81H182ZM186 80V79H185ZM208 80H210V78L208 79ZM208 80H206V81H208ZM212 80V79H211ZM221 80H223V78L221 79ZM229 80V79H228ZM227 80V81H228ZM243 80H245V79H243ZM257 80V79H256ZM264 80V79H263ZM8 81V80H7ZM11 81V82H12ZM16 81V80H15ZM19 81V80H18ZM17 81V82H18ZM43 81V80H42ZM61 83H60V82ZM92 81V80H91ZM179 81V80H178ZM200 81H201V79H200ZM218 81V80H217ZM220 81V80H219ZM226 81V82H227ZM251 81V80H250ZM253 81V80H252ZM258 81V80H257ZM5 82V81H4ZM17 82H15V83H17ZM38 82V83H39ZM64 82V84H63V86L65 85V83L67 84L66 86V88L64 87V93L61 95L60 93H59V91H58V89L60 88L59 86H58V84L60 83V84H62ZM189 82V81H188ZM198 82V81H197ZM202 82H203V80H202ZM208 82H210V81H208ZM207 82V83H208ZM234 82V81H233ZM253 82H255V81H253ZM262 82V81H261ZM261 82H258V84L259 83H261ZM2 83H3V79H2ZM6 83V82H5ZM13 83V82H12ZM21 83V84H22ZM42 83V82H41ZM91 83V82H90ZM198 83H200V82H198ZM214 83H216V82H214ZM213 83V84H214ZM218 83V82H217ZM220 83V82H219ZM223 83V82H222ZM221 83V84H222ZM256 83V82H255ZM4 84V83H3ZM3 84H0V85H2L3 86ZM8 84V83H7ZM59 84V85H60ZM96 84V83H95ZM180 84V83H179ZM211 85V83H208V85ZM225 84V83H224ZM229 84V83H228ZM231 84H232V81H231ZM236 84H237V82H236ZM242 84V83H241ZM248 84V83H247ZM263 84H264V82H263ZM9 85H10V83H9ZM8 85V86H9ZM215 85V84H214ZM220 85V84H219ZM223 85V84H222ZM234 86H235V84H233ZM250 85V84H249ZM256 85V84H255ZM4 86H6V84H4ZM13 86V85H12ZM17 86V85H16ZM61 86V85H60ZM181 86V85H180ZM226 86V85H225ZM228 86V85H227ZM237 86V85H236ZM240 86V85H239ZM238 86V87H239ZM259 86L261 87L262 85L260 84V85H258V89H259ZM7 87V86H6ZM14 87V86H13ZM18 87V86H17ZM38 87V86H37ZM36 87V88H37ZM42 87V86H41ZM62 87V86H61ZM86 87H87V85H86ZM89 87H91V85L89 86ZM196 87V86H195ZM211 87H213V85H211ZM215 87V86H214ZM220 87V86H219ZM223 87V86H222ZM242 87V86H241ZM9 88V87H8ZM15 88V87H14ZM36 88H35V91H36ZM92 88V87H91ZM96 88V87H95ZM94 88V89H95ZM181 88H182V86H181ZM193 88V87H192ZM198 88V87H197ZM207 88V87H206ZM226 88H228V87H226ZM255 88V87H254ZM17 89H19V87L17 88ZM40 89V88H39ZM61 89V88H60ZM59 89V90H60ZM63 89V88H62ZM93 89V90H94ZM184 89V88H183ZM182 89V90H183ZM202 89V88H201ZM213 88H211V90H212ZM251 89V88H250ZM256 89V88H255ZM40 90H42L43 91V88L42 89H40ZM87 90H88V88H87ZM92 90V89H91ZM185 90V89H184ZM214 90V89H213ZM222 90H224V89H222ZM249 90V89H248ZM7 91V90H6ZM13 91V90H12ZM11 91V92H12ZM15 91H17V90H15L14 89V92ZM34 91V92H35ZM41 91V92H42ZM52 91V92H51ZM186 91H187V88H186ZM208 91V90H207ZM217 91H218V89H217ZM244 91V90H243ZM258 91V90H257ZM24 92V96L26 97V93ZM37 92V91H36ZM35 92V93H36ZM45 92V94H47L46 93V91H44ZM61 92V91H60ZM91 92V91H90ZM97 92V91H96ZM227 92H229V91H227ZM248 92V91H247ZM261 92V91H260ZM30 93V92H29ZM28 93V94H29ZM40 93V92H39ZM62 93V92H61ZM205 93V92H204ZM203 93V94H204ZM223 93V92H222ZM221 93V94H222ZM245 93V92H244ZM19 94V93H18ZM33 94V92H31V95ZM51 94V95H52ZM60 94V95H59ZM97 94V93H96ZM185 94V93H184ZM196 94V93H195ZM214 94V93H213ZM225 94V93H224ZM237 94H240V93H237ZM243 94V93H242ZM251 94V93H250ZM263 94V93H262ZM16 95V94H15ZM22 97H23V95H22V92H21V94H20ZM30 95V96H31ZM41 95V94H40ZM40 95L38 94V96L40 97ZM43 95V94H42ZM93 95V94H92ZM189 95V94H188ZM212 95V94H211ZM232 95H234V94H232ZM231 95V96H232ZM236 95V94H235ZM248 95H249V93H248ZM257 95V94H256ZM28 96V95H27ZM29 96V97H30ZM48 96V94L46 95V97ZM53 96V95H52ZM52 96L50 97V98H52ZM185 96H187V95H185ZM210 96V95H209ZM214 96H215V94H214ZM213 96V97H214ZM219 96V95H218ZM223 96V95H222ZM230 95H229V97L230 98H234V96H232L231 97ZM238 96V95H237ZM251 96V95H250ZM259 96V95H258ZM264 96V95H263ZM29 97H28V100L27 101H25V102H28L29 101ZM54 97H53V99H54ZM88 97V98H87ZM189 97V96H188ZM217 97V96H216ZM223 97H225V96H223ZM239 97V96H238ZM241 97H243V96H241ZM247 97V96H246ZM260 97V96H259ZM17 98H19V97H17ZM44 98V97H43ZM47 98H49V97H47ZM59 98H58V100H59ZM99 98V97H98ZM97 98V99H98ZM220 98V97H219ZM237 98V97H236ZM248 98V97H247ZM247 98H244V100L245 99H247ZM251 98V97H250ZM257 98V97H256ZM263 98V97H262ZM21 99V98H20ZM25 99V98H24ZM26 99H27V97H26ZM187 99V98H186ZM204 99V98H203ZM209 99V98H208ZM214 99H216V98H214ZM260 99V98H259ZM258 99V100H259ZM21 100H23V99H21ZM31 100V99H30ZM41 100V99H40ZM50 100V99H49ZM55 100H53L54 102H55ZM57 100V101H58ZM82 100V101H81ZM86 100V101H87ZM91 100V99H90ZM92 100H95V97H94V99H92ZM109 100V99H108ZM123 100H125V99H123ZM122 100V102H124ZM227 100V99H226ZM235 100V99H234ZM242 100V99H241ZM255 100H257V99H255ZM254 100V101H255ZM257 100V101H258ZM38 101V100H37ZM36 101V102H37ZM41 101H43V100H41ZM96 101V100H95ZM99 101V100H98ZM105 101H107V100H105ZM112 101V100H111ZM121 101V100H120ZM209 101V100H208ZM216 101V100H215ZM240 101V100H239ZM247 101V100H246ZM262 100H259V102H257L258 104L261 102ZM24 102V103H25ZM34 102V101H33ZM46 102H48V100L46 101ZM51 102V101H50ZM54 102H52V103H54ZM100 102V101H99ZM102 102H104V101H102ZM127 102V101H126ZM125 102V103H126ZM230 102V101H229ZM248 102V101H247ZM251 102H252V100H251ZM75 103V104H76ZM79 103V104H80ZM83 103H82V105H83ZM87 103V102H86ZM86 103L84 104V105H86ZM91 103V102H90ZM96 103H98V102H96ZM107 103V102H106ZM108 103H109V101H108ZM133 103V102H132ZM210 103V102H209ZM209 103H208V105H209ZM222 103H223V100H222ZM238 103V102H237ZM28 104H29V102H28ZM27 104V105H28ZM30 104H33L32 106H34V103H31L30 102ZM38 105V103H35V105ZM40 104L41 103H39V106H40ZM50 105H48V106H51L52 107V104L51 103H49ZM93 104V103H92ZM103 104V103H102ZM101 104V105H102ZM110 104L111 103H109V107H110ZM114 104V103H113ZM121 104V103H120ZM124 103H122L121 105H123ZM127 104H129V103H127ZM207 104V103H206ZM214 104H215V102H214ZM232 104H234V103H232ZM254 104H256V103H254ZM45 105V103L44 104H41V108H42V110H46L45 109V107H46V105ZM55 104H53V106H54ZM81 105V104H80ZM80 105H79V107H80ZM90 105V104H89ZM98 105V104H97ZM99 105H100V103H99ZM108 105V104H107ZM117 105V104H116ZM218 105V104H217ZM222 105V104H221ZM236 105V104H235ZM235 105H232V106H235ZM240 105V104H239ZM260 106H261V103L259 104ZM259 105H258V107H259ZM262 105H264V104H262ZM38 106V107H39ZM56 106V105H55ZM58 106H59V102H58ZM77 106V105H76ZM88 106V105H87ZM91 106V105H90ZM105 106H106V104H105ZM105 106H103L102 108L104 109V107ZM117 106H119V105H117ZM210 106V105H209ZM219 106V105H218ZM231 106V107H232ZM251 106V105H250ZM255 106V105H254ZM36 107V106H35ZM50 107V108H51ZM86 107V106H85ZM97 107V106H96ZM107 107V106H106ZM105 107V108H106ZM129 107V106H128ZM128 107H126L125 106V108H126V110H128ZM131 107V106H130ZM132 107H134V106H132ZM131 107V109H133ZM135 107H136V105H135ZM139 107V106H138ZM143 107H144V105H143ZM214 107V106H213ZM217 107V106H216ZM216 107H214V108H216ZM226 107V106H225ZM231 107L229 108V109H231ZM238 107V106H237ZM246 107V106H245ZM248 107H249V105H248ZM40 108V107H39ZM54 108V107H53ZM52 108V109H53ZM58 108V107H57ZM68 108V109H67ZM81 108V107H80ZM83 108V107H82ZM87 108V107H86ZM92 108H93V106H92ZM101 107H100V109H102ZM108 108V107H107ZM106 108V109H107ZM124 108V109H125ZM213 108V109H214ZM219 108V107H218ZM242 108V107H241ZM256 108H257V106H256ZM260 108V107H259ZM261 108H262V106H261ZM36 109H38V108H36ZM51 109V110H52ZM76 109V108H75ZM93 109H96V108H93ZM98 109V108H97ZM114 109V108H113ZM113 109L111 110V108H110V112L108 111V113L107 112H104V113H102L103 115H102V117L104 116H106L107 118H108V120L107 121H109L108 123L109 124H107V127H108V130H105L104 132L106 133V135H103V137H102V131L100 132V135H98V133H97V135L95 136V132H93V133H95V134H93L94 135V137H93V135L91 136V138H89V142H85V144H83V148H82V151L80 152L81 154H85L87 157H86V160H87V158H88V164H86L85 166L83 165V163H82V168H83V170L84 171H86L87 173L88 172H90L91 170H92V172H93V170H96V171H94V172H98V174H96V176L98 175V179H96L94 176V179H96V181L98 180L99 181V183L101 184H105V186H107L108 184L109 185H111L112 187L111 188H113L112 190L113 191H115V192H112V195H113V197L115 196H117V194H118V198H120V200L122 201V202H120V204L122 205L123 203V205H125L126 207H127V209L130 207L131 209H132V212H135V214L134 213H132L133 215H136V213L137 214H139V215H141L140 217H144V216H146V214H148V219H149V214L151 213H155L156 211H158V212H160V213H156L157 215H159L160 214V216L161 215H166V214H164L163 212H165V213H168V211H169V209L170 210H172V207H174V205L175 204H178V205H176V207L174 208L175 210H176V208H177V213L175 212V210H174V213H175V215L176 216H180V213H181V209L183 210V208L182 207H184V203H182V202H179L180 200H181V196H180V194H181V192H180V190H179V185L180 184H183L184 185V183L186 182V181H183V180H179V178L181 177H178L177 178V176H178V174L179 173H177V171L179 172L180 171V169H179V167L182 165L183 167H184V165L183 164H181L180 166H178L179 164H180V162H178L179 164H175V163H177L175 160L176 159H174L176 156H175V154H173V152H174V150L176 149L175 147H176V145H174L173 143H171V142H169V144L168 143H166V142H164L166 139H164L163 138V140H162V137H161V140L163 141V142H161L160 143V145L161 146H156V144H155V146H153V147H156V149L154 150L153 149V151L152 152H154V153H150V152H148V148L147 149H145L146 151H144V147H142L141 146V143L143 144V140H144V138H142V137H140L141 136V134L139 135V133H137L136 132V134H134L133 133V135L135 136V138H134V140H135V144H136V146L134 147V149H130V148H128V146L130 145V144H127L126 145V141H127V138H125V133H122V131L124 130L123 129V127H122V125L119 123V126L121 125V127H122V131H121V129H119L118 128V126L116 125V123H117V121H116V119H118V121H120V118H116L117 116H118V114H116V115H113L112 113L116 110L117 112H119L120 113V111H118V109L116 108L114 111H113ZM119 109H120V107H119ZM122 109V108H121ZM144 109H146L147 110V108H144ZM143 109V110H144ZM232 109H233V107H232ZM235 109V108H234ZM240 109V108H239ZM48 110H49V107H48ZM48 110H47V112H48ZM54 110V109H53ZM59 110H61V111H63L62 109H59ZM58 110V111H59ZM65 111L66 113H68L67 114V116L68 117H70L71 115V112L70 111ZM84 110V109H83ZM135 110V109H134ZM138 110V109H137ZM151 110V109H150ZM149 110V111H150ZM219 110V109H218ZM242 110V109H241ZM249 110V109H248ZM251 110V109H250ZM255 110V109H254ZM50 111V110H49ZM54 111H56V110H54ZM60 111V112H61ZM78 111V110H77ZM84 111H87V109L86 110H84ZM89 111V110H88ZM98 111H103V110H98ZM105 111H107V110H105ZM113 111V112H112ZM124 111V110H123ZM132 111V110H131ZM148 111V110H147ZM216 111V110H215ZM226 111V110H225ZM246 111V110H245ZM244 111V112H245ZM260 111V110H259ZM262 111V110H261ZM44 112V111H43ZM46 112V111H45ZM57 112V111H56ZM81 112V111H80ZM83 112V111H82ZM82 112L80 113V114H82ZM90 112H92V111H90ZM97 112V111H96ZM142 112H144V111H142ZM229 112V111H228ZM241 112V111H240ZM246 112H248L249 113V111H246ZM257 112V111H256ZM263 112V111H262ZM59 113V112H58ZM64 113V112H63ZM76 113V112H75ZM84 113V112H83ZM87 113V112H86ZM85 113V114H86ZM100 113V112H99ZM124 113H126V112H124ZM129 113V115L131 114V112H128ZM133 113H134V111H133ZM44 114H47V113H44ZM61 114L62 113H60V116H61ZM89 114V113H88ZM87 114V115H88ZM91 114V113H90ZM95 114H98V113H95ZM95 114H94V117L93 118H95V117H97V116H95ZM121 114V113H120ZM138 114H139V111H138ZM137 114V115H138ZM144 114H146V113H144ZM149 114H150V112H149ZM235 114V113H234ZM252 114L253 113H250V117L252 116ZM1 115V114H0ZM19 115V114H18ZM18 115H16V116H18ZM64 115V114H63ZM66 115V114H65ZM72 115L74 116V114L72 113ZM99 115V114H98ZM126 115V114H125ZM147 115V114H146ZM145 115V116H146ZM153 115V114H152ZM239 115V114H238ZM253 115H257V114H253ZM22 116V115H21ZM49 118H55V116H54V114L52 113V112H49L48 113V115H47ZM46 116V117H47ZM78 116V115H77ZM76 116V117H77ZM82 116V115H81ZM91 116V115H90ZM100 116V115H99ZM120 116V115H119ZM127 117H128V115H126ZM133 116H136L135 114H133ZM132 116V117H133ZM142 116V115H141ZM144 116V117H145ZM156 116V115H155ZM240 116V115H239ZM262 116V115H261ZM1 117H2V115H1ZM19 117V116H18ZM25 117H26V115H25ZM58 117V116H57ZM84 117V116H83ZM85 117H86V115H85ZM88 118H89V116H87ZM101 117V116H100ZM99 117V118H100ZM121 117V116H120ZM123 117H124V115H123ZM123 117H121V118H123ZM127 117H125V118H127ZM131 117V116H130ZM137 117V116H136ZM147 117V116H146ZM157 117V116H156ZM219 117V116H218ZM225 117H226V115H225ZM225 117H224V119H225ZM229 117H231L230 115H229ZM237 117V116H236ZM249 117V116H248ZM3 118V117H2ZM16 118V117H15ZM14 118V119H15ZM20 118V117H19ZM27 118V117H26ZM61 118V117H60ZM67 118V117H66ZM70 118H75V117H70ZM106 118V119H107ZM125 118H123V119H125ZM150 118V117H149ZM148 118V119H149ZM160 118V117H159ZM162 118H164V117H162ZM167 118V117H166ZM217 118V117H216ZM241 118H242V115H241ZM4 119V118H3ZM52 119V120H53ZM58 118H56V120H57ZM65 119V118H64ZM64 119L62 120L63 122H64ZM84 119V118H83ZM87 119V118H86ZM105 119V118H104ZM131 119V118H130ZM138 119V118H137ZM142 119V118H141ZM141 119H140V121H141ZM148 119H147V122H149L150 121V119H149V121H148ZM161 119V118H160ZM213 119H215V117L213 118ZM247 119V118H246ZM249 119V118H248ZM254 119V118H253ZM262 119V118H261ZM264 119V118H263ZM1 120V119H0ZM10 120V119H9ZM15 120H17V119H15ZM24 120H26V119H24ZM29 120V119H28ZM55 120V119H54ZM53 120V121H54ZM68 120V119H67ZM67 120H65V121H67ZM76 120H78V118L76 119ZM79 120H80V118H79ZM88 121L90 120V119H87ZM93 120V119H92ZM91 120V121H92ZM96 121H94L93 120V122H94V125H95V122H97V119H95ZM101 120V119H100ZM122 120V119H121ZM133 120H135L134 118H133ZM145 120H146V118H145ZM151 120H153L154 121V119H151ZM158 120V119H157ZM165 120V119H164ZM167 120H168V118H167ZM220 120H221V118H220ZM223 120V119H222ZM242 120H244V122H245V119H243L242 118ZM4 121V120H3ZM6 121V120H5ZM7 121H8V119H7ZM22 121V120H21ZM27 121V120H26ZM60 121V120H59ZM69 121V120H68ZM72 121V120H71ZM75 121V120H74ZM82 121H84V122H86L85 120H82ZM90 121V122H91ZM98 121H99V119H98ZM103 121V120H102ZM106 121V122H107ZM125 121H128V119L127 120H125ZM131 121V120H130ZM129 121V122H130ZM137 121V120H136ZM159 121V120H158ZM168 121H170V120H168ZM168 121H166V122H168ZM211 121H213V120H211ZM259 121V120H258ZM1 122H2V120H1ZM0 122V123H1ZM11 122V121H10ZM17 122V121H16ZM29 122V121H28ZM32 122V121H31ZM30 122V123H31ZM52 122V121H51ZM58 122V121H57ZM70 122V121H69ZM89 122V123H90ZM93 122H91L92 123V128H94L93 127ZM104 122V121H103ZM105 122V123H106ZM139 122V121H138ZM142 122H144V120L142 121ZM217 122V121H216ZM236 122V121H235ZM249 122H251V121H249ZM260 123H261V121H259ZM262 122H263V120H262ZM8 123V122H7ZM12 123V122H11ZM11 123H9L10 124V126H11ZM15 123V122H14ZM21 123V122H20ZM20 123H19V126H20ZM27 123V122H26ZM33 123V122H32ZM75 123V122H74ZM81 123V122H80ZM87 123V122H86ZM86 123H84V125H86ZM90 123V124H91ZM99 123V122H98ZM105 123H104V125H105ZM132 123V122H131ZM141 123V122H140ZM145 123H146V121H145ZM164 123V122H163ZM169 123V122H168ZM214 123H215V121H214ZM218 123H219V121H218ZM222 123V122H221ZM221 123H219V124H221ZM225 123H226V121H225ZM230 123V122H229ZM233 123V122H232ZM237 123V122H236ZM3 124V125H2ZM57 124V123H56ZM58 124H59V122H58ZM67 124V123H66ZM70 124V123H69ZM71 124H73L72 122H71ZM90 124H88L89 126L88 127H91V125ZM101 124V123H100ZM103 124V123H102ZM123 124V123H122ZM125 124V123H124ZM133 124V123H132ZM137 124V123H136ZM148 124V123H147ZM152 124V123H151ZM150 124V125H151ZM159 124V123H158ZM227 124V123H226ZM253 124V123H252ZM251 124V125H252ZM255 124V123H254ZM6 125H7V127L9 126L8 124H6V122H5V124L4 123H1V125H0V130H4L3 128H5L6 127ZM15 125V124H14ZM13 125V126H14ZM18 125V124H17ZM26 125V124H25ZM33 124H31V127H33L32 126ZM78 125V124H77ZM83 125V124H82ZM155 125V124H154ZM153 125V126H154ZM172 125V124H171ZM170 125V126H171ZM201 125V124H200ZM224 125V124H223ZM234 125V124H233ZM239 125V124H238ZM247 125H249V124H247ZM259 125V124H258ZM2 126H3V128H2ZM27 126V125H26ZM67 126V125H66ZM70 126V125H69ZM97 126H99V125H97ZM126 126V125H125ZM127 126H129V124L127 125ZM140 126V125H139ZM142 126V125H141ZM188 126V125H187ZM186 126V127H187ZM189 126H191V125H189ZM193 126V125H192ZM191 126V127H192ZM221 126H222V124H221ZM225 126V125H224ZM230 126V125H229ZM235 126H237V125H235ZM241 126H242V124H241ZM246 126V125H245ZM252 126H254V125H252ZM7 127L5 128L6 129V131H10V128L12 127H8L9 129L7 130ZM28 127V126H27ZM35 127H38V126H35ZM71 127V126H70ZM69 127V128H70ZM79 127V126H78ZM88 127H86V128H88ZM106 127V126H105ZM131 127H132V125H131ZM150 127H152V126H150ZM163 127V126H162ZM161 127V128H162ZM185 127V128H186ZM190 127V128H191ZM225 127H227V126H225ZM243 127V126H242ZM247 127V129H248V126H246ZM258 127V126H257ZM80 128V127H79ZM85 128V127H84ZM104 128V127H103ZM124 128H126V127H124ZM133 128V127H132ZM140 128V127H139ZM143 128V127H142ZM142 128H140L141 129V131H143L142 130ZM155 128V127H154ZM158 128V127H157ZM156 128V129H157ZM168 128V127H167ZM181 128V127H180ZM189 128V129H190ZM198 128H199V126H198ZM206 128V127H205ZM217 128V127H216ZM232 128V127H231ZM239 128V127H238ZM241 128V127H240ZM255 128V127H254ZM17 129V128H16ZM25 129V128H24ZM24 129H23V131L21 130V128H20V131L23 133L24 132ZM71 129H73V128H71ZM89 129V128H88ZM97 129V128H96ZM102 128H98V130H101ZM106 129V128H105ZM127 129V128H126ZM138 129V128H137ZM153 129V128H152ZM151 129V130H152ZM158 129H160V128H158ZM192 129H193V127H192ZM208 129V128H207ZM211 129V128H210ZM213 129V128H212ZM225 129V128H224ZM250 129V128H249ZM258 129V128H257ZM29 130V129H28ZM31 130H32V128H31ZM34 130V129H33ZM74 130V129H73ZM78 130V129H77ZM85 130V129H84ZM87 130V129H86ZM93 130V129H92ZM130 130H131V128H130ZM134 130H136V129H134ZM133 130V131H134ZM148 130H150V129H148ZM164 130V129H163ZM172 130V129H171ZM185 130V129H184ZM198 130V129H197ZM200 130H201V128H200ZM209 130V129H208ZM256 130V129H255ZM260 130V129H259ZM12 131V130H11ZM10 131V132H11ZM94 131H95V129H94ZM138 131H140L139 129H138ZM140 131V132H141ZM144 131L146 132L147 131V129L145 128L144 129ZM143 131V132H144ZM156 130H154V132H155ZM159 131V130H158ZM173 131V130H172ZM172 131H171V133H172ZM195 131V130H194ZM204 131V130H203ZM211 131V130H210ZM217 131V130H216ZM220 131V130H219ZM4 132V131H3ZM17 132V131H16ZM19 132V131H18ZM20 132V133H21ZM34 132V131H33ZM36 132V131H35ZM82 132V131H81ZM90 132H92V131H90ZM96 132H97V130H96ZM129 132V131H128ZM131 132V131H130ZM144 132V133H145ZM148 132V131H147ZM195 132H197V131H195ZM199 132V131H198ZM215 132V131H214ZM246 133H247V131H245ZM250 132V131H249ZM260 132V131H259ZM0 133H1V131H0ZM32 133V132H31ZM37 133V132H36ZM79 133V132H78ZM84 133H87V131L86 132H84ZM105 133H103V134H105ZM166 133H167V131H166ZM166 133L164 132V134L166 135ZM169 133V132H168ZM174 133H175V131H174ZM182 132H180V134H181ZM187 133V132H186ZM216 133V132H215ZM218 133V132H217ZM225 133V132H224ZM229 133V132H228ZM2 134H5V133H1V135ZM7 134V133H6ZM4 135L5 137L9 134H7V135ZM16 134V133H15ZM25 134H29V132L27 131V133H25ZM82 134H83V132H82ZM157 134V133H156ZM161 134V133H160ZM162 135V136H165V135ZM183 134V133H182ZM193 134H195L194 132H193ZM205 134V133H204ZM204 134H202V135H204ZM210 134H212V133H210ZM1 135H0V137H1ZM14 135V134H13ZM13 135H12V133L8 136V138L10 137V138H13ZM41 135V134H40ZM88 134H86V136H87ZM90 135V134H89ZM147 135V134H146ZM174 135V134H173ZM176 135H178V134H176ZM207 136H208V134H206ZM213 135V134H212ZM235 135H236V133H235ZM234 135V136H235ZM246 137H247V135L246 134H244ZM261 135V134H260ZM21 136V135H20ZM23 136H24V134H23ZM27 136H29V135H27ZM38 136V135H37ZM44 136V135H43ZM46 136V135H45ZM84 136V135H83ZM133 136V137H134ZM148 136V135H147ZM146 136V138L145 139H147L148 137ZM158 136V135H157ZM167 136V135H166ZM180 136V135H179ZM182 136V135H181ZM181 136H180V138H181ZM184 136V135H183ZM191 136V135H190ZM193 136V135H192ZM201 136V135H200ZM216 136V135H215ZM257 136V135H256ZM255 136V137H256ZM5 137H3V135H2V138H4L5 139ZM19 137V136H18ZM30 137H32L31 135H30ZM42 137V136H41ZM171 137V136H170ZM187 137H189V135L187 136ZM186 137V138H187ZM202 137V136H201ZM205 137V136H204ZM209 137V136H208ZM217 137V136H216ZM250 137V136H249ZM253 137V136H252ZM258 137V136H257ZM1 138V139H2ZM7 138V137H6ZM7 138V139H8ZM16 138V137H15ZM20 138V137H19ZM21 138H22V136H21ZM25 138H26V136H25ZM29 138V137H28ZM27 138V139H28ZM86 139L85 140H87V137H85ZM149 138L150 139H152L151 137H150V135H149ZM154 138V137H153ZM157 138V137H156ZM168 138H169V136H168ZM185 138V137H184ZM183 138V139H184ZM185 138V139H186ZM195 138V137H194ZM243 138V137H242ZM262 138V137H261ZM0 139V140H1ZM7 139H5V140H7ZM26 139V140H27ZM35 139V138H34ZM37 139V138H36ZM39 139V138H38ZM40 139H42V141L45 139V137L44 138H40ZM130 139V138H129ZM131 139H132V137H131ZM141 139H143V140H141ZM155 139V138H154ZM158 139V138H157ZM157 139H156V141H157ZM193 140V138L191 137V138H187L186 140H184V144H183V146L185 145V147L186 148H191L192 149V151L194 150L192 147L193 146H195L194 144L195 143H197V142H191L192 144H193V146L191 145V143H190V140ZM203 139L204 138H202V141H203ZM215 139H218V138H215ZM227 139V138H226ZM225 139V140H226ZM252 139V138H251ZM4 140V141H5ZM15 140V139H14ZM13 140V141H14ZM25 140V139H24ZM23 140V141H24ZM31 142H32V140H31V138L29 139ZM29 140H27V141H29ZM158 140H160V139H158ZM160 140V141H161ZM168 140H170V139H168ZM171 140H173L172 139V137H171ZM191 140V141H192ZM209 140V139H208ZM247 140H248V137H247ZM246 140V141H247ZM253 140V139H252ZM251 140V141H252ZM257 140V139H256ZM261 140H264L263 138L261 139ZM12 141V142H13ZM17 141H20V140H17ZM16 141V142H17ZM41 141V142H42ZM45 141V140H44ZM47 141V140H46ZM59 141V140H58ZM82 141V140H81ZM84 141V140H83ZM88 141V140H87ZM142 141V142H141ZM152 141V140H151ZM159 141V142H160ZM175 141V140H174ZM177 141V140H176ZM207 141V140H206ZM206 141H204V143H206ZM212 141V140H211ZM210 141V142H211ZM216 140H214L213 139V143L215 142ZM222 141V140H221ZM227 141H228V139H227ZM231 141V140H230ZM234 141V140H233ZM245 141V140H244ZM249 141V140H248ZM16 142H15V144H16ZM31 142H29V143H31ZM35 141H33V143H34ZM36 142H37V140H36ZM54 142V141H53ZM53 142H52V144H53ZM128 142V141H127ZM133 142V141H132ZM132 142H130V143H132ZM147 142V141H146ZM158 142V143H159ZM178 142H181V141H178ZM182 142H183V140H182ZM208 142V141H207ZM254 142V141H253ZM264 142V141H263ZM22 143V142H21ZM25 143H26V141H25ZM39 143H40V141H39ZM42 143H44V145H49V144H45V142H42ZM41 143V144H42ZM48 143V142H47ZM59 143L62 145V143L61 142H58V145H59ZM65 143V142H64ZM63 143V144H64ZM81 143H84V142H81ZM134 143V142H133ZM132 143V144H133ZM145 143V142H144ZM149 142H147V144H148ZM152 143V142H151ZM152 143V144H153ZM157 143V144H158ZM203 143V142H202ZM225 143V142H224ZM223 143V144H224ZM227 143V142H226ZM232 143V142H231ZM234 143V142H233ZM243 143V142H242ZM245 143H247V142H245ZM256 143V142H255ZM11 144V141H10V143L8 142V144H6V141L5 142H3V139L1 140V143H0V169L1 170H3V167L5 166L6 168H7V166H9V164H8V161H9V159H10V157L8 158V159H5L4 158V155L6 156V154L7 155H10V154H8V153H6V152H8V151H11L12 152V150H13V148L15 147V148H17V145L16 146H12V144ZM32 144V143H31ZM56 144V143H55ZM67 144V143H66ZM71 144H73V143H71ZM71 144H69V145H71ZM131 144V145H132ZM153 144V145H154ZM198 144V143H197ZM258 144L260 145V140H259V142H258ZM28 145V144H27ZM36 145H38V144H36ZM81 145V144H80ZM150 145V144H149ZM213 145V144H212ZM219 145V144H218ZM216 146V144H214V146H216V147H221L220 145L219 146ZM226 145V144H225ZM224 145V146H225ZM242 144H240V145H238L239 147L241 146ZM244 145H246V144H244ZM244 145H242V147H240V148H242V149H240V150H245L246 149V151H248V152H244V151H241L242 153H240V154H242V155H240V158H241V160L239 159V161H240V165H239V163H238V165L237 164H235L236 162V159L235 160H233L234 159V157L236 158V155H234L233 157H231L230 156V153H229V151H230V149H229V151H228V149L226 150H224V148H223V150H222V152L221 153H218L219 155H220V157L217 159V160H215V161H217V163L219 162V164L221 163V165L223 164H225L224 162H226V164L228 163V166L230 167H232V168H226V170H225V174H223V172L221 173L222 175H225V176H223L222 178V180L220 179L219 181H221V182H217L214 178V180L215 181H212L211 179H210V182L212 181V188H214V187H216V188H219V189H221V190H223V192H224V195H222L223 194V192L221 193L220 191L221 190H219V189H213V191L215 190H217L218 192H220V194L223 196L222 198L219 196L218 198H216V199H219L220 198V200L218 201V203L216 204V203H214L215 201H216V199L212 202V203H214V204H212L210 201L209 202H207L205 205H207V207L206 208H208V207H210V208H208V209H210L211 210V207H213V217H215L217 220H218V222H216V220L214 219V218H211L212 217V215H209V214H211L212 212L210 211L209 212V210H206L207 212H209V214L206 212V211H199V209H193V210H190V212H188L189 214H187L188 216L186 217V218H188L187 220H188V223H190L193 219H194V223H195V219L197 218L198 219V223L200 224V225H202L203 226V223L201 224L200 222H199V220L201 219V221H203V222H205L204 224H206V221L208 220V219H212V222L213 221H215L216 222V226H217V223L219 224L218 226L219 227H221L220 226V222L219 221H221L222 222V220L226 217L227 219H229V218H231L232 216H229V218L227 217L230 213L229 212H232V211H234V214L236 215V213H239V215L241 216H238L239 218H240V220H239V218L237 219V220H239L237 223H235L237 220H236V218H237V215H236V217L234 218V216H233V218L235 219L234 221V223L237 225V224H239L241 227H242V229H241V227H239L240 229H241V231L244 233L243 235H240L241 236V238H239V239H241V241L243 240L242 239V236H243V238L245 239V237L247 238V240H249L248 238H251V237H253L254 235L255 236H258V235H256V234H253V233H258V231H260V234L261 233H263L262 234V236L264 235V190H263V192H261L262 190H260V188H258L257 186H255V188H254V190H256L257 189V193L259 194V192H261L260 193V195H259V198H256V196H258L256 193V195H255V198L256 199H258V200H253L254 199V197L253 196H251L250 197V193H251V191H250V193L248 192L249 190V188H253V187H250V183L248 184V186H247V181L249 180V179H251V178H256V180H258V178H259V180L261 179V181L263 180V184H264V166H263V164L264 163H261V161H259L258 160V158L260 157H258L257 156V153H256V156L255 155H252V160H253V158H257V162H253L252 161V163H250L249 162V160L251 159V156H249L250 154H253V152H249V151H251L250 149H248L247 150V148L249 147V145H247L248 147H244ZM262 145V144H261ZM23 146V145H22ZM21 146V147H22ZM26 146V145H25ZM30 146H32V147H34L33 145H29V147ZM39 146V145H38ZM43 146V145H42ZM62 146H64V145H62ZM67 146V145H66ZM78 145H76V147H77ZM147 147H148V145H146ZM208 146V145H207ZM230 146V145H229ZM236 146V145H235ZM251 146V145H250ZM254 146V145H253ZM256 146V145H255ZM254 146V147H255ZM27 147V146H26ZM51 147V146H50ZM50 147H48V148H50ZM74 147L75 146H73V149H74ZM75 147V148H76ZM79 147V146H78ZM77 147V148H78ZM152 147V148H153ZM178 147H179V145H178ZM198 147H199V145H198ZM198 147H196V148H198ZM202 147V146H201ZM211 147V146H210ZM239 147H236V148H239ZM252 147V146H251ZM261 147H263V145L262 146H260V148ZM19 148V147H18ZM17 148V149H18ZM28 148V147H27ZM39 148V147H38ZM57 148V147H56ZM61 148V147H60ZM62 148H66L67 149V151H69V149L67 148V147H62ZM72 148V147H71ZM81 148V147H80ZM79 148V149H80ZM133 148V147H132ZM195 148V147H194ZM222 148V147H221ZM228 148H230V147H228ZM244 148V149H243ZM250 148V147H249ZM258 148V147H257ZM24 149V148H23ZM30 149V148H29ZM36 149V148H35ZM45 148H43V150H44ZM58 149V148H57ZM72 149V150H73ZM150 149H151V147H150ZM178 149V148H177ZM177 149H176V151H177ZM180 149V148H179ZM178 149V150H179ZM205 149H206V147H205ZM208 149V148H207ZM210 149V148H209ZM212 149H213V147H212ZM235 149V148H234ZM252 149V148H251ZM20 150H21V148H20ZM32 150V149H31ZM64 150V149H63ZM77 150V149H76ZM152 150V149H151ZM184 151H185V149H183ZM182 150V151H183ZM203 150V149H202ZM215 150V149H214ZM239 150V149H238ZM254 150H255V148H254ZM260 150V149H259ZM15 151H17V150H15ZM22 151V150H21ZM29 151V150H28ZM35 151V150H34ZM38 151V150H37ZM41 151V150H40ZM52 151H53V149H52ZM66 151V150H65ZM71 151V150H70ZM80 151V150H79ZM175 151V152H176ZM183 151V152H184ZM205 151V150H204ZM211 152H212V150H210ZM232 151V150H231ZM230 151V152H231ZM253 151V150H252ZM263 151V150H262ZM18 152H19V149H18ZM17 152V153H18ZM24 152V151H23ZM30 152V151H29ZM28 152V153H29ZM43 152V151H42ZM45 152V151H44ZM73 152H74V150H73ZM83 152V153H82ZM181 152V151H180ZM189 152H190V149H189ZM189 152H186V153H189ZM211 152H208V153H210L209 155H211L212 153ZM217 152L218 151H215L214 153H215V155L217 154ZM234 152V151H233ZM245 154H244V153ZM10 153V152H9ZM16 153V152H15ZM15 153H14V155H15ZM27 153V154H28ZM31 153V152H30ZM67 153H69V152H67ZM148 153V154H147ZM182 153V152H181ZM181 153L179 154L180 155V157H182V155H181ZM192 152H190L189 154H191ZM203 154L205 153V152H202ZM236 153V152H235ZM247 153H249V154H247ZM262 152H259V154L258 155H260ZM33 154V153H32ZM41 154H43V153H41ZM70 155L72 154V153H69ZM68 154V155H69ZM75 154V153H74ZM155 154V155H154ZM177 154V153H176ZM193 154V153H192ZM202 154V155H203ZM232 154V153H231ZM73 155V154H72ZM71 155V156H72ZM80 155V154H79ZM172 155H174L175 157L173 158L174 159V161L175 162H173V160H171V158H172ZM185 155V154H184ZM206 155L208 156V154H205V157H206ZM249 156V157H247V156ZM17 156V155H16ZM25 156V155H24ZM33 156H34V154H33ZM66 157H67V155H65ZM64 156V158H66ZM187 156V155H186ZM193 156V155H192ZM191 156V157H192ZM253 156H255V157H253ZM19 158H20V156H18ZM72 157H74V156H72ZM78 157V156H77ZM83 157H84V155H83ZM153 157V158H152ZM179 157V156H178ZM179 157V158H180ZM184 157V156H183ZM182 157V159H184ZM190 157V158H191ZM196 157V156H195ZM209 157H212V156H208V158ZM216 157V156H215ZM18 158V159H19ZM22 158V157H21ZM37 158V157H36ZM64 158H63V160L62 161H64ZM68 158H70V157H68ZM198 158V157H197ZM263 158V157H262ZM7 160V162H5V160ZM24 159H27V158H24ZM23 159V160H24ZM29 159H30V157H29ZM72 159V158H71ZM79 159V158H78ZM182 159H181V161H182ZM185 159H186V157H185ZM184 159V160H185ZM188 159V158H187ZM194 159H196V158H194ZM205 159H207V158H205ZM204 159V160H205ZM211 159V158H210ZM216 159V158H215ZM12 160V159H11ZM16 160V159H15ZM28 160V159H27ZM26 160V161H27ZM80 160V159H79ZM178 160V159H177ZM200 160H202V158L200 159ZM19 161V160H18ZM25 160H24V163L26 162ZM29 161V160H28ZM35 161V160H34ZM33 161V162H34ZM80 161H82L83 162V160H80ZM86 161V162H87ZM193 161V160H192ZM203 161V160H202ZM201 161V162H202ZM207 161V160H206ZM208 161H210V160H208ZM213 161H214V159H213ZM221 161V162H220ZM238 161V162H239ZM9 162H11V161H9ZM14 162V161H13ZM91 162L93 163V164H91ZM189 162V161H188ZM191 162V161H190ZM189 162V163H190ZM200 162V163H201ZM211 162V161H210ZM20 163V162H19ZM18 163V164H19ZM30 163L32 164V162L30 161ZM35 163V162H34ZM71 163V162H70ZM77 163V162H76ZM81 163V162H80ZM196 163H198V160L196 161ZM196 163H193V165H195V167L197 168V166L196 165H198V164H196ZM203 163V162H202ZM206 163V162H205ZM207 163H209V162H207ZM27 164V163H26ZM30 164V165H31ZM66 163H64V165H65ZM92 166H91V165ZM173 164H174V166H173ZM204 164V163H203ZM203 164H199L200 166H202ZM215 164V163H214ZM12 165V164H11ZM10 165V166H11ZM14 165H15V163H14ZM19 165H21V164H19ZM28 165H29V163H28ZM67 165V164H66ZM74 165H75V163H74ZM185 165H187V164H185ZM205 165V164H204ZM210 165V164H209ZM222 165V166H223ZM9 166V167H10ZM25 166V165H24ZM33 166H34V164H33ZM35 166H36V164H35ZM71 166H72V163H71ZM181 166V167H182ZM199 166V167H200ZM212 166V165H211ZM215 166H218L217 164L215 165ZM220 166V165H219ZM9 167H8V169H9ZM12 167V169H13V165L11 166ZM76 167V166H75ZM78 167V166H77ZM77 167L75 168V169H77ZM91 167H93V169L91 168ZM178 169H177V168ZM183 167H182V170H183ZM189 167H190V165H189ZM194 167V166H193ZM202 167H204V166H202ZM201 167V168H202ZM206 167V166H205ZM224 167H227V165L225 166L224 165ZM6 168H4L5 170H3V171H9V170H7ZM34 168V167H33ZM66 168V167H65ZM68 168V167H67ZM70 168V167H69ZM79 168V167H78ZM120 168H121V170H120ZM163 168H166V170H167V168L169 169V171H171V174H169V172H168V170H167V172H168V178L166 177V175H167V173H164V172H166V170L164 169L163 170ZM187 168V167H186ZM186 168H184V169H186ZM195 168V169H196ZM201 168H198V169H200V171H198L197 170V172H201V171H203V169L204 168H202V170H201ZM219 168V167H218ZM19 169H21V168H18V170ZM24 169V167L22 168V170ZM27 169V168H26ZM25 169V170H26ZM71 169V168H70ZM72 169H74V168H72ZM188 169V168H187ZM216 169H217V167H216ZM223 169H225V168H223ZM22 170H20V171H22ZM24 170V173L26 174V171ZM32 170H36V169H32ZM69 170V169H68ZM67 170V171H68ZM193 170V168L191 169V171ZM208 170V169H207ZM215 170V169H214ZM12 171H14V170H12ZM11 171V172H12ZM31 171V170H30ZM38 171V170H37ZM36 171V172H37ZM66 171V170H65ZM71 172H72V170H70ZM81 171V170H80ZM122 173H121V172ZM185 171V170H184ZM188 171H189V169H188ZM212 171V170H211ZM216 171V170H215ZM217 171H219L218 169H217ZM222 171V170H221ZM224 171V170H223ZM10 172V171H9ZM10 172V173H11ZM23 172V171H22ZM41 172V171H40ZM44 172V171H43ZM43 172H42V174H43ZM70 172V173H71ZM194 172V171H193ZM205 172H206V170H205ZM207 172H209V171H207ZM6 173H8V172H6ZM5 173V174H6ZM21 173V172H20ZM38 173H39V171H38ZM35 174V175H40V174ZM69 173V172H68ZM76 173V172H75ZM83 173V171L81 172V174ZM180 173H182V171L180 172ZM186 173H187V170H186ZM192 173V172H191ZM203 173V172H202ZM218 173V172H217ZM247 175H246V174ZM3 174V173H2ZM2 174H1V172H0V175L2 176ZM14 174V173H13ZM24 174V175H25ZM32 174H33V172H32ZM31 174V175H32ZM34 174H33V176H31L30 174L29 175H27V176H25V178L26 177H29V176H31V177H34ZM80 174V175H81ZM94 174V173H93ZM183 174V173H182ZM181 174V175H182ZM190 174V173H189ZM193 174V173H192ZM197 174V173H196ZM206 174V173H205ZM211 174V173H210ZM43 175H45V174H43ZM63 175V174H62ZM69 175V174H68ZM68 175H67V177H68ZM83 175V177H84V173L82 174ZM87 175V174H86ZM90 175V174H89ZM95 175V174H94ZM201 175H203V176H201ZM199 174V176H200V178H198V179H201V180H203V181H201V180H198L197 179V181L199 182V181H201V182H203L204 183V177H205V179H206V176L204 175V173L203 174ZM3 176H4V174H3ZM2 176V177H3ZM6 176V175H5ZM18 176H20L19 174H18ZM47 176V175H46ZM64 176V175H63ZM91 176H92V174H91ZM198 176V175H197ZM196 176V177H197ZM215 176H217V175H215ZM17 176H15V178H16ZM23 177V176H22ZM37 177V176H36ZM42 177V176H41ZM169 177H170V179H169ZM182 177H184L183 175H182ZM209 177V176H208ZM214 177V176H213ZM220 177V176H219ZM38 178V177H37ZM37 178H35L34 177V180H36ZM47 178H50V177H47ZM176 178H177V180H176ZM185 178V177H184ZM190 178V177H189ZM2 178H0V180H1ZM6 179V178H5ZM10 179H11V176H10ZM29 178H27V179H25L26 181L28 180ZM31 179V178H30ZM29 179V180H30ZM40 179V178H39ZM55 179V178H54ZM81 179H82V177H81ZM87 179V178H86ZM91 179H93V178H91ZM90 179V180H91ZM194 179L196 180V178L194 177ZM208 179V178H207ZM206 179V180H207ZM219 179V178H218ZM3 181H5L4 179H2ZM9 180V179H8ZM16 180H17V178H16ZM20 180H23V178L21 179L20 178ZM42 180V179H41ZM47 180V179H46ZM50 180V179H49ZM48 180V181H49ZM57 180V179H56ZM89 180V179H88ZM89 180V181H90ZM206 180H205V184L207 185V188L208 187H210L211 188V184H210V182H209V180H207L209 183H207L206 182ZM252 180V179H251ZM10 181V180H9ZM13 181L15 182V180L13 179ZM18 181H19V178H18ZM24 181V180H23ZM22 181V182H23ZM32 182H33V180H31ZM39 181V180H38ZM96 181H91L92 183H94V182H96ZM97 181V182H98ZM197 181H195L194 183H196ZM11 182H12V180H11ZM29 181H27V183H25V182H23V183H25V184H31L32 185V183H28ZM43 181H41V182H39V183H42ZM45 182V181H44ZM58 182V181H57ZM249 182V181H248ZM257 182V181H256ZM260 182V181H259ZM1 183V182H0ZM4 183V185H6L5 183H6V181L5 182H3ZM22 183V185H24L25 186V184H23ZM34 183V185H35V182H33ZM88 183V182H87ZM187 183V182H186ZM192 183V182H191ZM202 183V185H204ZM261 184H262V182H260ZM2 184V183H1ZM9 184V183H8ZM12 184H16V183H12ZM11 184V185H12ZM18 184V183H17ZM61 184V183H60ZM63 184H65V183H63ZM70 184V183H69ZM68 184V186L67 185H65L66 187L65 188H68L69 186H71V184L69 185ZM94 184H96V183H94ZM98 184V183H97ZM188 184V183H187ZM209 184V185H208ZM257 184V183H256ZM259 184V183H258ZM3 185V184H2ZM19 185H20V182H19ZM19 185H16V186H19ZM22 185H20V188H21V186ZM33 185V186H34ZM89 185H90V183H89ZM189 185V184H188ZM191 185H194V184H191ZM197 186L196 187H198L199 185L198 184H196ZM206 185H205V187H206ZM255 185V184H254ZM27 186V185H26ZM25 186V187H26ZM56 186V185H55ZM81 186V185H80ZM85 186V185H84ZM87 186V185H86ZM95 186V185H94ZM93 186V187H94ZM232 186H234L233 188H232ZM2 187H4V186H2ZM13 187V186H12ZM25 187H23V188H25ZM27 187H29V185L27 186ZM76 187V186H75ZM74 187V188H75ZM90 187V186H89ZM96 187L97 186H95V191H96ZM98 187H100L99 185H98ZM98 187H97V190H99L98 189ZM110 187V186H109ZM249 187V188H248ZM260 187V186H259ZM1 188V187H0ZM9 188V187H8ZM23 188H21V190H23ZM59 188H62V187H59ZM70 188V187H69ZM72 188V187H71ZM77 188V187H76ZM103 189V187L101 186L100 187V189ZM105 188V187H104ZM4 189V188H3ZM5 189H6V187H5ZM17 189V188H16ZM29 189V188H28ZM35 189H36V187H35ZM39 189V188H38ZM55 189V188H54ZM81 189H83V188H81ZM186 189V188H185ZM188 189V188H187ZM191 188H189V190H190ZM196 189L197 188H195V191H196ZM205 189V188H204ZM209 189V188H208ZM258 189L260 190L259 192H258ZM263 189H264V187H263ZM13 190H15V189H13ZM20 190V189H19ZM30 190H31V188H30ZM29 190V191H30ZM57 190V189H56ZM62 190H64V186H63V188H62ZM74 190H76V189H74ZM73 190V191H74ZM105 190H106V188H105ZM111 190V189H110ZM109 190V191H110ZM192 190H193V188H192ZM201 188H200V190L198 189L197 191H200L201 192ZM209 190H211V192H212V189H209ZM209 190H207V191H209ZM254 190H252V191H254ZM7 191V190H6ZM26 191V190H25ZM28 191V190H27ZM38 191V190H37ZM58 191V190H57ZM70 190H68V192H69ZM73 191H70V192H73ZM103 191V190H102ZM116 191H117V194H116ZM187 191V190H186ZM185 191V192H186ZM191 191V190H190ZM214 191V192H215ZM10 192V191H9ZM8 192V193H9ZM20 192V191H19ZM31 192H32V190H31ZM30 192V193H31ZM54 193H56L55 191H53ZM59 192H62V191H60L59 190ZM77 192H80V189H79V191H77ZM89 192V191H88ZM87 192V193H88ZM108 192V191H107ZM168 192H170V194H168V195H165V193H168ZM193 192V191H192ZM210 192V191H209ZM210 192V193H211ZM0 193H1V191H0ZM14 193V192H13ZM18 193V192H17ZM35 193V192H34ZM39 193V192H38ZM65 193H67V192H65ZM75 193V192H74ZM74 193H73V195H74ZM213 193V192H212ZM2 194V193H1ZM6 194V193H5ZM19 194H21V193H18V195ZM22 194H24V192H22ZM31 194H33V192L31 193ZM58 194V193H57ZM61 194V193H60ZM64 194V193H63ZM68 194V193H67ZM71 194V193H70ZM69 194V195H70ZM78 194V193H77ZM82 194V193H81ZM80 194V195H81ZM187 194V193H186ZM195 194V193H194ZM8 195V194H7ZM27 196H29V194L27 193L26 194ZM34 195V194H33ZM53 195V194H52ZM59 195V194H58ZM62 195V194H61ZM68 195V196H69ZM93 195V194H92ZM191 195V194H190ZM200 195H202V199H203V197H205L206 196V194H204L203 195V193L202 194H200ZM214 195V194H213ZM252 195H254V193L252 192ZM10 196V195H9ZM9 196H7V197H9ZM65 196H66V194H65ZM76 197H77V195H75ZM164 196L167 198V199H169V197L168 196H170V199L169 200H163L162 198H164ZM184 196V195H183ZM185 196H187V195H185ZM184 196V197H185ZM192 196H194V195H192ZM6 196L4 197V198H6V199H8ZM39 197V196H38ZM53 197H54V195H53ZM58 197V196H57ZM60 197V196H59ZM62 197V196H61ZM64 197V196H63ZM62 197V198H63ZM70 197H71V199H72V197L73 196H71L70 195ZM76 197H75V199H76ZM80 197V196H79ZM78 197V198H79ZM83 197V196H82ZM82 197H80V198H82ZM188 197V196H187ZM199 197V196H198ZM209 197V196H208ZM252 197H253V199H252ZM3 198V199H4ZM11 198H13V197H11ZM10 198V199H11ZM21 198V197H20ZM25 198V197H24ZM24 198H23V200L22 201H24ZM36 198V197H35ZM56 198V197H55ZM61 198V199H62ZM68 198V197H67ZM78 198H77V200H78ZM112 198V197H111ZM110 198V199H111ZM118 198H115V199H118ZM186 198V197H185ZM210 198H211V196H210ZM1 199V198H0ZM5 199V200H6ZM22 199V198H21ZM34 199V198H33ZM64 199V198H63ZM70 199V198H69ZM70 199V200H71ZM95 199H96V197H95ZM106 199H107V197H106ZM109 199V198H108ZM201 199V200H202ZM206 199V198H205ZM222 199V200H221ZM4 200V201H5ZM11 200H13V199H11ZM10 200V201H11ZM25 200H27V198L25 199ZM37 200V199H36ZM38 200H40V199H38ZM44 200V199H43ZM54 200V199H53ZM53 200H52V202H53ZM57 200H59V199H57ZM67 200V199H66ZM69 200V201H70ZM83 200V199H82ZM182 200H183V197H182ZM199 200V199H198ZM211 200V199H210ZM8 201V200H7ZM9 201V202H10ZM14 201V200H13ZM33 201H35V200H33ZM33 201H31L32 203H33ZM45 201V200H44ZM43 201V202H44ZM61 202H62V200H60ZM72 202H73V200H71ZM107 201V200H106ZM111 201V200H110ZM188 201V200H187ZM245 201V203L243 204L242 202H244ZM2 202V201H1ZM12 202V201H11ZM17 202H19V200L17 201ZM17 202L15 203V205L17 204ZM31 202H29L30 204H31ZM46 202V201H45ZM50 201H48L47 203H49ZM58 202V201H57ZM66 202V201H65ZM71 202V203H72ZM96 202H97V200H96ZM105 202V201H104ZM109 202V201H108ZM178 202V203H177ZM203 202H205V201H203ZM238 202H240V204L238 203ZM8 203V202H7ZM6 203V204H7ZM24 203V202H23ZM26 203V202H25ZM28 203V204H29ZM46 203V204H47ZM54 203V202H53ZM63 203V202H62ZM75 203V202H74ZM73 203V204H74ZM77 203V202H76ZM110 203V202H109ZM108 203V204H109ZM179 203H180V205H183L182 207L181 206H179ZM185 203H186V201H185ZM188 203V202H187ZM190 203V202H189ZM192 203H194V202H192ZM249 203V204H248ZM4 204V202H2V205ZM5 204V205H6ZM35 204V203H34ZM45 204V203H44ZM45 204V205H46ZM59 204V203H58ZM61 204V203H60ZM64 204V203H63ZM67 204H69V203H67ZM67 204H66V206H67ZM112 204V203H111ZM114 204V203H113ZM116 204H118V203H116ZM119 204V205H120ZM199 204V203H198ZM203 204V203H202ZM12 205V204H11ZM14 205V206H15ZM20 205H22V204H20ZM25 205V204H24ZM27 205V204H26ZM36 205H38V203L36 204ZM43 205V204H42ZM41 205V206H42ZM52 205V204H51ZM54 205V204H53ZM71 204H69V206H70ZM107 205V204H106ZM106 205H104L103 204V206L104 207H106ZM123 205H122V207H123ZM171 205H173V206H171ZM187 205V204H186ZM194 205V204H193ZM193 205H192V207H193ZM195 205H196V203H195ZM7 206V205H6ZM113 206V205H112ZM178 206L179 207H181L180 208V212L178 211L179 210V208H178ZM190 207H191V205H189ZM201 206H203V205H201ZM201 206H199V207H201ZM18 207V206H17ZM20 207V206H19ZM22 207H23V205H22ZM35 207L36 206H34L33 207V209H35ZM47 207H49V205L48 206H46V208ZM114 207V206H113ZM112 207V208H113ZM117 207V206H116ZM121 207V208H122ZM125 207V208H126ZM186 207V206H185ZM194 207H198L197 205L196 206H194ZM198 207V208H199ZM28 208V207H27ZM31 208H32V205H31ZM45 208V206H43V209ZM56 208H57V206H56ZM60 208V207H59ZM107 208V207H106ZM124 208V207H123ZM124 208V209H125ZM128 209V212L131 210V209ZM202 208H205V207H202ZM202 208H200V209H202ZM4 209H6V208H4ZM8 209V208H7ZM13 209V208H12ZM12 209H10L9 208V210H12ZM15 209V208H14ZM17 209V208H16ZM19 209V208H18ZM23 209H24V207H23ZM37 207H36V212H37ZM40 209V208H39ZM39 209H38V211H39ZM47 209H49V208H47ZM52 209V208H51ZM61 209V208H60ZM100 209V208H99ZM188 208L186 207V210H187ZM250 209V210H249ZM25 210V209H24ZM28 210H29V208H28ZM27 210V211H28ZM31 210V209H30ZM59 210V209H58ZM121 210V209H120ZM185 210V209H184ZM185 210V211H186ZM248 210V211H247ZM4 211V210H3ZM2 211V212H3ZM21 211V210H20ZM26 211V212H27ZM44 211V210H43ZM52 211V210H51ZM114 211H115V209H114ZM123 211H125V210H123ZM122 211V212H123ZM127 211V210H126ZM250 212L251 211V215H252V213L254 214L252 217H253V219L251 220H249V217L251 216H249L248 214V216H246V214H245V212ZM11 212V211H10ZM29 212H31V211H29ZM28 212V213H29ZM33 212H35V211H33ZM54 213H56L55 211H53ZM61 212V211H60ZM94 212H95V210H94ZM127 212V213H128ZM170 212V211H169ZM172 212H173V210H172ZM246 212V213H247ZM32 213V212H31ZM54 213H52V214H54ZM87 213V212H86ZM92 213V212H91ZM116 213V212H115ZM118 213V212H117ZM131 213V212H130ZM129 213V214H130ZM154 213H153V215H154ZM162 213V214H161ZM227 213H229L227 216H225ZM0 214H2V213H0ZM7 214H8V212H7ZM46 214V213H45ZM56 214H58V213H56ZM55 214V215H56ZM61 214V213H60ZM89 214V213H88ZM95 214V213H94ZM119 214V213H118ZM126 214V213H125ZM131 214V215H132ZM178 214V215H177ZM3 215H5V217H6V214H4L3 213ZM16 215V214H15ZM37 215H38V213H37ZM47 215V214H46ZM121 215V214H120ZM138 215V216H139ZM184 215H185V213H184ZM208 215H209V217H208ZM225 217H224V216ZM230 215H232V214H230ZM2 216V215H1ZM11 216V215H10ZM9 216V219L11 218ZM19 216V215H18ZM23 216V215H22ZM22 216H21V218H22ZM40 216V215H39ZM45 216V215H44ZM48 216V215H47ZM54 215H52V217H53ZM57 216V215H56ZM60 216V215H59ZM58 216V217H59ZM62 216V215H61ZM64 216V215H63ZM63 216H62V218H63ZM89 216H91V215H89ZM137 216V217H138ZM152 216V215H151ZM156 216V215H155ZM155 216H154V218H155ZM160 216H159V218H160ZM167 217H168V214L166 215ZM199 216H200V218H199ZM15 217V216H14ZM27 217V216H26ZM34 217H35V213H34ZM36 217H38V216H36ZM49 217H50V215H49ZM51 217V218H52ZM58 217H57V219H58ZM84 217H86V216H84ZM119 217V216H118ZM128 217V216H127ZM132 217V216H131ZM167 217H164V221H165V218H167ZM181 217V216H180ZM184 217V216H183ZM182 217V218H183ZM251 217V218H252ZM1 219H3L4 217H0ZM13 218V217H12ZM11 218V219H12ZM18 218V217H17ZM20 218V219H21ZM28 218H31V217H28ZM39 218V217H38ZM38 218H37V220H38ZM41 218H46V217H41ZM83 218V217H82ZM119 218H121V217H119ZM126 218V217H125ZM124 218V219H125ZM136 218V217H135ZM145 218V217H144ZM146 218V219H147ZM169 218V217H168ZM226 218H225V220H226ZM6 219V218H5ZM8 219V218H7ZM25 219H27V218H25ZM35 219V218H34ZM53 219H54V217H53ZM53 219H52V221H53ZM59 219H61L60 217H59ZM65 219V218H64ZM122 219V218H121ZM139 219H142V218H139ZM155 219H157V218H155ZM173 219V218H172ZM12 220H14V219H12ZM29 220V219H28ZM32 221L31 222H33V219H31ZM86 220V219H85ZM159 220H162V219H159ZM167 220V219H166ZM224 220V221H225ZM229 220H232V219H229ZM16 221H18V220H16ZM20 221V220H19ZM45 221H47V220H45ZM54 221H56L55 219H54ZM62 221V220H61ZM81 221H83V219L81 220ZM88 221V220H87ZM86 221V222H87ZM134 221V220H133ZM136 221V220H135ZM139 221V220H138ZM153 223V221L154 220H148V222L149 223H151V222ZM168 221H169V219H168ZM171 221V220H170ZM175 221H177L176 219H175ZM184 221V220H183ZM186 221V220H185ZM197 221V220H196ZM223 221V222H224ZM251 221V222H250ZM1 222V221H0ZM4 222V221H3ZM8 223H9V221H7ZM23 222V221H22ZM30 222V221H29ZM57 222V221H56ZM65 222H67V221H65ZM137 222V221H136ZM209 222H210V220H209ZM209 222H207V223H209ZM226 222V225L227 224H231V223H228V222H230V221H228L227 222V220L225 221ZM231 222H233V221H231ZM239 222H241V223H239ZM21 223V222H20ZM24 223V222H23ZM22 223V224H23ZM25 223H26V221H25ZM40 223V222H39ZM62 223V222H61ZM60 223V224H61ZM142 223L144 224V222L142 221ZM160 223V222H159ZM161 223H163V221L161 222ZM174 223V225H175V222H173ZM4 224V223H3ZM27 224H28V221H27ZM33 224H34V222H33ZM41 224H43V221H42V223H40L39 225H40V227L42 226ZM46 224V223H45ZM51 224H52V222H51ZM56 224V223H55ZM62 224H64V222L62 223ZM66 224V223H65ZM85 224V223H84ZM84 224H82V225H84ZM86 224H88V223H86ZM111 224V223H110ZM110 224H108V225H110ZM122 224V223H121ZM120 224V225H121ZM138 224V223H137ZM136 223H135V226L137 225ZM157 224V223H156ZM169 224H171V222H169ZM196 224V223H195ZM211 224V223H210ZM209 224V225H210ZM213 224V223H212ZM212 224H211V228H210V230L213 228L214 229V232L216 233L217 231H218V229L219 228H215L214 226H212ZM235 224L233 225V224H231V225H233V226H235ZM7 225V224H6ZM12 225V224H11ZM11 225H10V227H11ZM17 225V224H16ZM25 225V224H24ZM44 225V224H43ZM52 225H54V224H52ZM113 225V224H112ZM139 225H140V223H139ZM146 225V224H145ZM149 225V224H148ZM166 225V224H165ZM168 225V224H167ZM191 225V224H190ZM214 225V224H213ZM221 225H223L222 227H224V228H226L227 229V227H225V225L223 224V223H221ZM230 225V226H231ZM14 226H15V224H14ZM27 225H25V227H26ZM47 224H46V227H44V229L45 228H47ZM55 226V225H54ZM67 226V225H66ZM114 226V225H113ZM112 226V227H113ZM151 226V225H150ZM158 226V225H157ZM156 226V227H157ZM164 226V225H163ZM172 226H173V224H172ZM172 226H170L169 225V227H172ZM196 226V225H195ZM205 226V225H204ZM228 226V225H227ZM229 226V227H230ZM233 226L231 227V228H233ZM12 227H13V225H12ZM24 227V228H25ZM31 227V226H30ZM27 228L28 230H30L31 228ZM137 227H139V226H137ZM155 227V228H156ZM161 227V226H160ZM179 230H181V232H180V234H182L184 237H182V235H179V238H187L186 239V241H188V243L190 244V249L189 250H192L193 249V247H195V245H197V243L195 242V239H194V237L196 238L197 237V235L195 236V234H196V232H195V227L193 226V228L195 229V230H193L192 229V227L190 228L189 227V225L187 224V221L185 222V223H180L179 224ZM199 227V226H198ZM201 227V226H200ZM210 227V226H209ZM228 227V228H229ZM238 227V226H237ZM16 228V227H15ZM14 228V230H17V229H15ZM22 228V227H21ZM83 228V227H82ZM143 228H144V226H143ZM157 228H159V227H157ZM156 228V229H157ZM164 229H161V228H159L158 230H157V236H156V238H161L162 239V241L164 240V241H166L167 243H169L170 245H172L171 246V248L173 247V246H176V249H178V248H180V244L178 245V241H175V240H178V239H175L174 238V231H175V228H174V231L173 232H171L169 229H165V226L163 227ZM166 228H167V226H166ZM173 228V227H172ZM224 228L222 229V228H220L221 229V231L219 232V233H221L222 231H224ZM231 228H230V230H231ZM238 228V229H239ZM1 229V228H0ZM13 229V228H12ZM37 229H41V228H37ZM142 229V228H141ZM150 228H148V230H149ZM178 229V228H177ZM201 229H203V232L205 231L206 232V227L204 228V227H201ZM217 231H216V230ZM219 229V230H220ZM253 229H255V231L253 230ZM13 230V231H14ZM22 230H24V229H21L20 231L22 232ZM27 230V231H28ZM46 230H48V229H46ZM144 230V229H143ZM142 230V231H143ZM147 230V229H146ZM152 230V229H151ZM154 230V229H153ZM152 230V231H153ZM251 230H253V233H251L250 231ZM257 230V231H256ZM1 231V230H0ZM26 231V232H27ZM33 231H35V230H33ZM49 231H50V229H49ZM52 231V230H51ZM55 231V230H54ZM115 231H117V228H116V230ZM151 231V232H152ZM201 231V230H200ZM226 231V230H225ZM228 231H229V229H228ZM227 231V232H228ZM232 231L234 232V233H236L237 232V229H232ZM241 231H239V232H241ZM20 232V233H21ZM25 232V231H24ZM29 232V231H28ZM39 232V231H38ZM53 232V231H52ZM80 232H81V230H80ZM211 232H213V230L211 231ZM210 232V233H211ZM227 232H226V234H227ZM11 233V232H10ZM14 233V232H13ZM34 233V232H33ZM41 233H42V231H41ZM41 233H40V235H41ZM46 233V232H45ZM55 233V232H54ZM120 233V232H119ZM145 233V232H144ZM156 233L154 234H151V236L153 237V235H154V238H155V235H156ZM207 233H209V232H207ZM215 233H214V236H215ZM218 233V234H219ZM225 232H223V233H221V234H224ZM230 235H231V233L230 232H228ZM247 233V234H246ZM249 233V234H248ZM1 234V233H0ZM7 235H8V233H6ZM19 234V233H18ZM18 234H17V236H18ZM28 234V233H27ZM32 234V233H31ZM31 234L29 233L28 235H30L31 236ZM35 234V233H34ZM33 234V235H34ZM81 234H82V232H81ZM146 234V233H145ZM172 234L174 235V236H172ZM175 234H177V233H175ZM202 234H204V233H202V231H201V235H200V238L202 237V238H204L203 236H202ZM206 234V233H205ZM226 235L227 236V239H228V236H229V239H233L235 236L233 235V233H232V235H231V238H230V235ZM240 234H242V233H240ZM245 234H246V236H245ZM252 234V236H250ZM3 235H4V233H3ZM21 235H24V233L23 234H21ZM37 235V234H36ZM35 235V236H36ZM48 235H50V234H48ZM83 235V234H82ZM124 235V234H123ZM147 235H148V233H147ZM212 235H213V233H212ZM225 235V234H224ZM224 235L222 236L221 235V237H223L224 238ZM235 235H238V234H235ZM248 235L250 236V237H248ZM5 236V235H4ZM24 236H26V235H24ZM41 236H45V234L43 233ZM51 236H52V234H51ZM120 236H122V235H120ZM131 236V235H130ZM133 236V235H132ZM160 236V237H159ZM177 236V235H176ZM181 236V237H180ZM220 236V235H219ZM218 236V237H219ZM225 236V237H226ZM234 236V237H233ZM239 236V237H240ZM254 236V237H255ZM262 236H260V237H262ZM3 237V236H2ZM8 237V236H7ZM19 237V236H18ZM28 237V236H27ZM27 237H24L25 239L27 238ZM37 237V236H36ZM123 237V236H122ZM121 237V238H122ZM125 237V236H124ZM127 237V236H126ZM206 237V236H205ZM233 237V238H232ZM237 237V236H236ZM254 237L253 238H251V239H254ZM259 237V236H258ZM257 237V239H261V238H258ZM24 238H23V240H24ZM45 238V237H44ZM131 238V237H130ZM147 238H149V237H147ZM156 238L154 239V240H156ZM198 238V237H197ZM201 238V240L199 241L198 240V242H202V244H204V245H202L201 243V246L204 248V247H206L207 245L206 244H212V242H210V241H212V240H207V237L206 238H204V239H206V240H203ZM213 238H215V237H213ZM212 238V239H213ZM216 238H217V234H216ZM215 238V239H216ZM256 238V237H255ZM1 239V238H0ZM12 239V238H11ZM14 239V241H16V239L15 238H13ZM20 238H18V240H19ZM22 239V238H21ZM35 239H38V238H35ZM127 239V238H126ZM129 239V238H128ZM150 239V238H149ZM161 239H159V240H161ZM210 239V238H209ZM214 239V240H215ZM221 239V238H220ZM219 239V243L222 241V240H220ZM227 239H224V240H227ZM263 239V238H262ZM5 240V239H4ZM6 240H8V239H6ZM5 240V241H6ZM29 240V239H28ZM39 240H41V238L39 239ZM38 240V241H39ZM44 240V239H43ZM124 241H125V239H123ZM134 241L133 242H131V243H134L135 242V239H133ZM152 240V239H151ZM234 240V239H233ZM246 240V241H247ZM254 240H256V239H254ZM2 241V240H1ZM26 241V240H25ZM147 241V240H146ZM150 241V240H149ZM161 241V242H162ZM163 241V243H165L166 244V242H164ZM180 241V240H179ZM196 241H197V239H196ZM203 241H205V242H203ZM207 241H209L210 243H207ZM238 241H240V240H238ZM245 241V240H244ZM244 241H243V243H244ZM262 241V240H261ZM264 241V240H263ZM9 242V241H8ZM8 242H6V244L8 243ZM11 242H12V240H11ZM11 242H9L10 243V245L8 246V247H10L11 246V244H13V243H11ZM23 242V241H22ZM42 242V241H41ZM129 242V241H128ZM140 242V241H139ZM151 242V241H150ZM150 242L149 243H144L145 244V246L147 247L146 248V250H150V251H147L146 252V254L149 252V254H150V252H151V254L154 256V257H157L159 260H157V262H160L161 263V261H162V263H163V259H164V262H166L167 260H168V263L170 264V258L171 259H174V258H172V257H170L169 258V256H167V254H164V251L162 250L163 249V247L162 248H160L159 246L161 245V243H160V245L159 244H156V241L154 242H151V243H155L154 244V246L152 245V244H150ZM185 242V240H183V244H182V242H181V244L182 245H184L185 244V246L187 245L186 243H184ZM214 242V241H213ZM216 242H218V240L216 239V241H215V243H213L211 246L210 245H208V250H209V248H213V250H210V251H213L212 253L214 254V257H211L210 255H213L210 251H209V255H207V254H205V253H207L208 251H207V249H206V251H205V249H203L204 250V252H202L203 250H201L200 252V254H201V256H203V254L204 255H207V257H209V258H206V261H204V262H207V260H208V262H207V264H219V263H221L222 264V262H220L219 261V258H220V256L223 258V260H224V252H225V250L224 249H222V248H224L223 246H225L224 244L226 243V241H225V243H222V245L223 246H221V245H219L218 243V245H215L216 244ZM222 242H224V241H222ZM231 242V241H230ZM237 242V241H236ZM235 241H234V244L236 243ZM249 242V241H248ZM248 242H246L245 244L248 246ZM252 242V241H251ZM253 242H256V241H253ZM257 242H258V240H257ZM15 243V242H14ZM20 243V245L22 244L21 243V241L19 242ZM18 243V244H19ZM32 243V242H31ZM38 243V242H37ZM39 243H40V241H39ZM141 243V242H140ZM177 243V244H176ZM196 243V244H195ZM233 243V242H232ZM261 243V242H260ZM260 243H258V244H260ZM2 244H3V242H2ZM1 244V245H2ZM5 244V243H4ZM16 244H17V241H16ZM23 244H24V242H23ZM22 244V246H24ZM26 244V243H25ZM28 244V243H27ZM139 244V243H138ZM164 244V245H165ZM188 244V245H189ZM221 244V243H220ZM227 244L229 245L230 243H229V241L227 240ZM226 244V245H227ZM241 244H242V242H241ZM241 244H239L240 246H242ZM244 244V245H245ZM34 245H35V243H34ZM140 245H143V244H140ZM157 245H159L158 247H157ZM167 245V244H166ZM170 245H169V247H170ZM181 245V246H182ZM194 245V246H193ZM232 245V244H231ZM236 245V244H235ZM238 245V244H237ZM250 245V250L253 248V246H252V248H251V244H249ZM252 245H254V248H255V246L257 245H255V244H252ZM5 246V245H4ZM3 246V247H4ZM27 246V245H26ZM29 246V245H28ZM37 246H38V244H37ZM144 246V247H145ZM179 246V247H178ZM200 246V247H201ZM210 246V247H209ZM222 248H221V247ZM239 246V247H240ZM260 246V245H259ZM15 247V246H14ZM17 247V246H16ZM20 247V246H19ZM42 247V246H41ZM46 248L48 247V246H45ZM140 247V246H139ZM149 247V248H148ZM189 247V246H188ZM201 247V248H202ZM234 248H235V246H233ZM246 247V246H245ZM256 247H258V245L256 246ZM0 248H1V246H0ZM5 248H7V247H5ZM24 248V247H23ZM22 248V249H23ZM159 248V249H158ZM174 248V247H173ZM183 248V247H182ZM186 248V247H185ZM225 248H226V250L228 251V248L229 247H226L225 246ZM241 249H242V247H240ZM244 248V247H243ZM258 248H260V247H258ZM11 249V248H10ZM32 249V248H31ZM42 249H43V247H42ZM45 249V248H44ZM49 249H50V247H49ZM160 249L162 250V251H160ZM165 249V248H164ZM181 249V248H180ZM230 249V248H229ZM237 249V248H236ZM247 249V247L245 248V250ZM257 249V248H256ZM260 249H263L264 250V242H262V245H261V248ZM12 250H13V248H12ZM25 250H26V248H25ZM29 250V249H28ZM35 250V249H34ZM48 249H46V251H47ZM53 250H54V248H53ZM187 250V249H186ZM185 249H184V251H186ZM194 250V249H193ZM192 250V251H193ZM195 250H197L196 248H195ZM194 250V251H195ZM242 250H244V249H242ZM247 251L248 253H249V256H251L250 255V253H252V250L251 251ZM262 250V251H263ZM5 251V250H4ZM23 251V250H22ZM31 251H33V250H31ZM50 251H52V250H50ZM49 251V253H50V255L52 256L53 254H51V252ZM111 251V250H110ZM182 252H183V250H181ZM238 251H239V249H238ZM254 251H255V249H254ZM257 251H258V249H257ZM257 251H255L254 253H253V258L252 257H250V258H248V260H250L251 258V260H250V262H252L253 261V264H264V256H262L263 254L262 253H264V251L263 252H260L259 253V251L257 252ZM9 252V251H8ZM28 252H30V251H28ZM35 252V251H34ZM34 252H32V253H34ZM36 252H38V251H36ZM42 253L44 252V251H41ZM57 252H59V251H57ZM139 252H141V251H139ZM168 252V251H167ZM167 252H165V253H167ZM189 252V251H188ZM236 252V251H235ZM243 252V251H242ZM246 252V253H247ZM19 253V252H18ZM31 253V252H30ZM29 253V254H30ZM31 253V254H32ZM45 253V252H44ZM43 253V254H44ZM47 253V252H46ZM105 252H103L102 254H104ZM107 253V252H106ZM142 253V252H141ZM168 253H170V252H168ZM172 253V252H171ZM184 253V252H183ZM192 256H193V252L191 253V251L189 252ZM196 253V252H195ZM198 253V252H197ZM203 253V254H202ZM226 253V252H225ZM229 253V252H228ZM227 253V255L225 254V257H227V256H230L229 254ZM231 253V252H230ZM233 253H234V251H233ZM233 253H232V256H234L233 255ZM237 253L238 252H236L235 254L237 255ZM244 253H245V251L243 252V255H244ZM248 253H247V255H248ZM20 254H23L22 252H20ZM19 254V255H20ZM28 253L26 254V255H29ZM30 254V255H31ZM35 254V253H34ZM37 254V253H36ZM59 254V253H58ZM101 254V255H102ZM108 254V253H107ZM107 254H104V255H107ZM140 254V253H139ZM199 254V255H200ZM217 254H218V256H217ZM3 255V254H2ZM10 255H13V254H10ZM24 255V254H23ZM40 255V254H39ZM61 255V254H60ZM97 255V254H96ZM113 256V254H110V256ZM169 255V254H168ZM178 256H179V253L177 254ZM190 255V256H191ZM220 255V256H219ZM21 256V255H20ZM32 256V255H31ZM30 256V257H31ZM42 256V255H41ZM54 256V255H53ZM52 256V257H53ZM57 256V255H56ZM62 256V255H61ZM116 256V255H115ZM138 256V255H137ZM171 256V255H170ZM173 256V255H172ZM248 256V257H249ZM5 257V256H4ZM16 257V256H15ZM15 257H14V259H15ZM23 257V256H22ZM24 257H25V255H24ZM35 257V256H34ZM37 258H38V256H36ZM100 257V256H99ZM109 257V256H108ZM181 257V256H180ZM179 257V258H180ZM186 257V256H185ZM188 257V256H187ZM198 257V256H197ZM237 257H239V261L241 260V255L240 256H237ZM236 257V258H237ZM18 258H20V257H18ZM18 258H16L17 259V261H19L18 260ZM26 258L27 257H25V260H26ZM49 258L51 259V257L49 256ZM63 259H64V257H62ZM98 258V256L96 257V259ZM105 258H107V257H105ZM112 258V257H111ZM114 258V257H113ZM156 258V259H157ZM192 258V257H191ZM195 258V257H194ZM193 258V259H194ZM200 258V257H199ZM203 258V257H202ZM212 258V259H211ZM222 258H220V260L222 259ZM229 257H227V259H228ZM235 258V259H236ZM243 258V257H242ZM246 258V257H245ZM1 259H2V257H1ZM4 259V258H3ZM21 259V258H20ZM30 259V258H29ZM32 259H33V257H32ZM39 259H40V257H39ZM46 259V258H45ZM49 259V260H50ZM55 259H56V262H58L57 261V258L55 257ZM60 259V258H59ZM109 259V258H108ZM151 259V258H150ZM177 259V258H176ZM211 259V260H210ZM230 259V258H229ZM7 260V259H6ZM5 260V261H6ZM31 260V259H30ZM36 261L38 260V259H35ZM102 260H107V259H102ZM116 260V259H115ZM114 260V261H115ZM152 260V259H151ZM181 260H183V259H181ZM195 260V259H194ZM200 260H202V259H200ZM203 260H204V258H203ZM223 260H221V261H223ZM233 257L230 259V262H233ZM247 260V261H248ZM4 261V260H3ZM10 261H11V258H10ZM23 261V260H22ZM22 261H21V263H22ZM28 261V260H27ZM48 261V260H47ZM54 261V260H53ZM52 261V262H53ZM65 261H67V259L65 260ZM65 261H62V262H65ZM99 260H97V262H98ZM109 261H110V259H109ZM172 261V260H171ZM226 261L228 262L229 260H225V263L224 264H227L226 263ZM244 261V260H243ZM242 261V262H243ZM1 262H2V260H1ZM0 262V263H1ZM7 262H9V261H7ZM30 263L32 262V261H29ZM56 262H54V264H56ZM67 262H69V261H67ZM116 262V261H115ZM157 262H156V264H157ZM173 262V261H172ZM176 262V261H175ZM183 262V261H182ZM196 262V261H195ZM203 262V261H202ZM203 262V263H204ZM234 262H236V261H234ZM5 263V262H4ZM17 263V262H16ZM28 262H26V264H27ZM36 263V262H35ZM42 263V262H41ZM43 263H44V261H43ZM60 263H61V261H60ZM66 263V262H65ZM64 263V264H65ZM100 263V262H99ZM104 263V262H103ZM110 263V262H109ZM160 263H158V264H160ZM177 263L178 264H180L178 261H177ZM200 263V262H199ZM2 264H3V262H2ZM32 264V263H31ZM39 264H40V261H39ZM50 264H51V262H50ZM62 264V263H61ZM71 264V263H70ZM74 264H77V263H74ZM101 264V263H100ZM114 264V263H113ZM117 264V263H116ZM171 264H173V263H171ZM182 264H184V263H182ZM193 264V263H192ZM197 264V263H196ZM204 264H206V263H204ZM228 264H229V262H228ZM231 264V263H230ZM233 264V263H232ZM239 264H240V262H239ZM242 264V263H241ZM250 264V263H249ZM252 264V263H251Z\"/></svg>",
  "mask_w": 264,
  "mask_h": 264
}]
</instances>
